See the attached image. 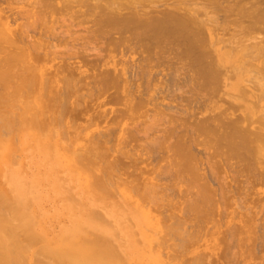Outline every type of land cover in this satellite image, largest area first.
<instances>
[{
	"label": "bare ground",
	"instance_id": "obj_1",
	"mask_svg": "<svg viewBox=\"0 0 264 264\" xmlns=\"http://www.w3.org/2000/svg\"><path fill=\"white\" fill-rule=\"evenodd\" d=\"M8 1V0H7ZM6 0H4V3L5 2H7ZM15 1V0H14ZM33 1L35 2L36 0H31V2L30 3H32V4H30V5H36V7H34L33 6V8L34 9H37V11L39 12V13H37L38 14V18H39V16H41V18L43 19H41V18H39V19H41V21L40 20H38V19H36L35 17V19H32V17H30V16H32L33 15V13L32 14H29L30 16L28 17L27 15V17L28 18H31L32 19V21L33 20H35V21H33L32 22V26H31V28H30V26L28 27V24H30V22L28 23V24H26L25 26H26V32L23 30H19L18 28H13V24H12V27H11V25H10V23H15L16 21H17V19H19L18 17H20V16H22V14L21 13H19V11L15 14V13H12V11L11 10H9L8 11V13H11L10 15H7L6 14V17H4V21H2L1 20V13H2V11L0 10V105L2 104H4L2 107L3 108H0V110H2V109H4V108H7L8 107V109H11V108H9V107H13L12 109H16V110H18L19 109V111L21 112L20 113V115H17V113L15 114H10V112L9 113H3V112H1L2 113V115H1V113H0V126H3V125H1V124H3L4 123V127H1L0 129L2 130V128H4V130H5V132H4V137L7 135L8 136V134H11L12 132H13V134H11L12 135V137H13V135L14 134H16L15 132H14V130L11 132V131H9V130H12V129H10V126H11V124H12V126H13V124L15 125V123H18V119L17 120H15V123L13 122H11L10 124H8L9 123V121H10V119H12L13 117L11 116V115H14V118L16 117H18L19 118V116H20V118H21V124H19L18 123V125H23V124H27V125H29V126H31V127H34L33 129H35V130H37L36 132H38V131H40L39 132V134H41V132L43 133V130L44 129H48L46 132L47 133H49V132H51V134H49L48 136H55V134H61L62 133V141H63V139L65 138V136H64V134L66 133V132H63V129H61V128H63L64 126H67V125H69V119L67 118V116L69 115L70 117H71V119H73V117L75 118V119H73V121H75L78 117L80 118V117H83V115L81 116L80 114V112H82V114H84L85 113V111H83L82 109V104H81V100L83 99V98H88V96H89V100L88 101H93V100H96L94 97H92V99H91V96L93 95V92H92V94H89L90 92H87V91H84V96H85V92H87V94H89V95H87L86 94V96L84 97L83 95L80 97L79 95H80V93H78L79 95L78 96H76L75 97V95H74V97L77 99L78 97H80V98H78V99H80V101H78V99H77V101H76V99L73 97V92L72 91H74V87H75V82H77V83H80L79 85L81 86V85H83L84 83V81L85 80H83V79H86L87 78V82L85 81V84L86 85H88V83L90 82L88 79V77H91V79L90 80H94V78H95V86L96 85H98V84H96V83H99V85L102 83V82H104V83H102L101 85H100V87H101V91L103 92V91H105L106 93H108L109 91V89H108V87H109V85L107 84L108 82L110 83L111 82V86L110 87H114V85L112 84V83H115V88L113 89V90H117V89H119V87H120V83H116V82H119L118 80L116 81L115 80V77H117V79H118V77L119 78H121V77H123L124 75H125V78H127L126 76L129 74V76H131L132 74H130L131 72H132V70H130L131 72L130 73H128L127 75L126 74H124V69H125V72H126V65L125 64H123L122 66H124V68L122 67L120 70H118V69H116V67H115V65H114V63H111L112 61H111V58L112 57H114V56H110V54H107L106 56H107V59L106 60H104V58L103 57H100V55H103V50L102 49H104L105 51H106V49L104 48L105 47V44L107 45V44H110V43H108L109 42V40H108V42L107 41H105V40H103V36L105 35V37H107V36H109V38H113V41H114V39H116L117 41H118V43H119V45H118V43H116L115 44V46L116 47H118V49H119V47H123V49H121V50H119L118 51V49L116 48V50H114L115 48V46L113 47V44H112V49L115 51V52H120V54H121V51L123 52V53H125L124 54V56L126 57V58H129V57H127V56H129V55H127V52H129L130 54H132V55H134V54H138L137 52H140L139 54H138V60H139V63H140V61L141 62H145V64L143 63V65L141 64V66H145V67H147V68H149V73H151L153 70H154V68H161L162 67V65H165V64H163L164 62L166 63V69H168V73H171L170 75H172V77L171 76H168L169 74L167 73V72H165L166 73V77L168 76V78L170 77V79H171V81L170 82H172L171 84H172V86L174 85V87L175 88H173V87H171V85H169V86H167V88H169L170 87V89H176V86H175V83L173 84V81H175V82H177V81H179L180 82V80H178L177 78L179 77V76H177L176 77V80H174L173 79V77H174V74H172V72L173 73H177V72H182V70H180V69H178V70H180V71H178L177 70V68H179L178 66H176V65H180V68L182 69L183 68V71H185V70H187L188 72H190V74H191V76H189L190 77V79H189V77H188V80H191V84H192V86L191 87H193L194 85H197V87L195 86V89H194V87H193V91L191 92V94H192V96L196 93V94H200L201 93V95L200 96H198V95H194V96H198V98L199 97H202L203 95L205 96V94H207L206 92L204 93V91L202 90L201 92H200V89L201 88H203V89H210L211 87H213L214 86V88L219 84L218 82H220L219 80H220V74L222 73V71L219 69V68H222V67H224L225 65H228V66H230V67H234V69H237L238 71H237V73H235L234 75H232L233 77L230 79V80H232L233 81V83H231L230 85H226V86H228L231 90H232V92H237V94L240 96V97H238V101H240L239 103H240V105L241 106H239V108L237 107V109L235 108V110H237V111H239V115H236V117L233 119V120H228L227 122H226V120H225V123H223V119L220 121L219 120V118L222 116V115H220V114H218V116H216L215 118H212L213 119V124L215 125V127L212 129L211 128V124H210V128H208V125H209V123L208 122H210V120H212V119H210L211 118V116H213V115H211V116H209V114H206V116H209V118L208 117H206L207 119H205V117H202V119H201V117H200V119H199V117L198 118H195V117H197V116H195L196 115V113H195V115H194V113L192 112V113H190V115H194V116H192V118H193V120H192V122L194 121L195 122V120L197 119V121L199 120V121H201V122H203V120H204V123L202 124L201 122H199L198 121V125H199V127H197V125H196V123H194V125H193V123L191 124L190 123V125H188L189 124V122L187 121V120H185L186 118H187V116H186V114H185V116H186V118H184V116L181 118V120L183 121V125H182V121L180 120L179 121V118H178V120H176V121H178L179 122V124L178 125H181V127H179V126H176V125H174V126H171V125H173V123L175 122V120H173V118L172 117H174V116H172L171 117V125H170V127H172V129H173V127H175V131H176V129H179V128H186V130L187 129H189L190 128V126L192 125L193 126V128H195V130L192 128V126H191V129H193L194 130V132L196 131V130H198V133H197V131H196V133L197 134H199L200 136H202V139H203V141L205 140V139H207V141L209 142V145H210V148H211V154L213 155V151H216V152H218V150L220 149L221 150V148L222 147H224L223 149H225L226 150V152H225V156L223 157V158H225L224 160H226V161H224L225 162V164L226 163H228V161L229 160H231V159H235V160H237V162L238 163H236V165L237 164H239L238 166H241L240 167V169L242 168L245 172H247L248 170L250 171V170H253L252 168H255L253 171H257V169H256V167H255V165L256 166H258L260 169H263V171H262V173H260L261 174V176L263 177L264 176V155H263V153H264V106L262 105V103L264 102V87H263V85L262 84H260V82H258L257 83V87H258V89H256L255 90V92H251L247 87H245V86H243L242 85V83H243V80H242V78L244 77V76H246L247 74H248V71H247V69L248 68H250V67H252V65H260V64H262L263 66H264V46H262L263 44H264V38H260V39H258L257 37H256V34H259V33H264V0H104V2L105 3H101L100 1H102V0H94V8L92 7V8H89V6H91L90 4H92V3H90L88 0H86V1H88L89 3L88 4H86L87 6H84L85 5V1L83 2V3H81V5H77V2L76 1H80V0H76L75 2H76V4H74V5H76L78 8H79V10L78 11H75L74 13H73V9H75V7H73V6H71L70 5V1L69 0H37L35 3H33ZM11 3H12V1H10ZM18 2H19V0H18ZM24 2V1H23ZM74 2V3H75ZM99 2V4L97 5V3ZM16 3V2H15ZM36 3H38L39 5H37ZM72 3H73V0H72ZM71 3V4H72ZM7 4H9V1L7 2ZM83 5V6H82ZM37 6H41V8L40 7H38L37 8ZM80 6H81V8L82 7H86V8H89V9H91V10H96L97 9V11L98 12H96V14H92V11L90 10V12H91V14H89V10H86L87 12H88V16H93V18L91 19V25L94 27V29H92L93 31H95V32H93L92 30V32H93V34L94 33H98V34H100V35H103L102 37V39H101V36H99L100 37V39H99V37H97L96 35L97 34H95L94 36L97 38H95L93 35V37L95 38V42L92 44V43H90V46H92L93 45V47L95 46L94 44H97V46H96V48L94 47L93 49H99V51L101 52V54L99 53V52H97L96 50L94 51L92 48V53H93V51L95 52V54L93 53H90L89 55H87L88 53V50L89 49H86V44H85V46L83 47V50L85 49V52H86V50H87V54L84 52L83 53V50L81 51V49H82V47L80 48L79 47V49L80 50H78V51H76L75 49H72L74 52L76 51L77 53L79 52V51H81V52H79L78 54V56L76 55V56H74L75 55V53L72 51L71 52V50H70V52H68L69 50L68 49H70V48H68L67 50V52L65 53V52H63L62 53V51H60L61 52V54H60V56L58 55V57H60V58H58L57 57V60L58 59H61V57H62V55L64 56L65 54H66V57L64 56V59L61 61V60H59V62L58 63H60V64H58L57 65V63H55V61L57 62V60H56V57L54 56V55H56L55 54V52H57V51H53L54 53H48V50H44V51H47L46 53L42 50V47H40L41 45H39L38 43H35L33 40H32V38L30 39L29 37V33H27V31H29L30 32V29H34V30H32L31 31V33H35L36 32V29H38V28H34L33 27V25H35V26H39V29H40V25H39V21L43 24L45 21H44V19H47V21L46 22H49L48 20V18H51L52 17V15L54 14V16L56 15V14H59L57 17L61 20L62 19V21H64V19H67L68 17H69V14L68 13H70V12H72V14H74V16L76 15V16H78V14H79V16L80 15H82L83 13L82 12H80ZM26 7V6H25ZM31 7V6H30ZM32 8V9H33ZM40 8V10H38ZM85 8V9H86ZM7 9V8H6ZM77 9V8H76ZM85 9L83 8V12L85 11ZM4 11H5V9H4ZM36 11V10H35ZM85 11V12H86ZM23 12V11H22ZM29 12H30V10H29ZM40 12H41V14H40ZM85 12H84V14L83 15H85ZM6 13V12H5ZM36 13H34V15L33 16H37V15H35ZM77 13V14H76ZM220 14V16H218V17H220L221 18V25H222V28L221 27H219V24H217V20H215L214 19V15L215 16H217V14ZM21 14V15H20ZM40 14V15H39ZM64 14V16H63V18L64 17H66V18H61L62 17V15ZM68 14V15H67ZM72 14H70V16H72ZM211 14V15H210ZM213 14V15H212ZM20 15V16H19ZM67 15V16H66ZM81 16L80 18H84L85 16ZM209 15H210V17H209ZM78 16V17H79ZM211 16L213 17V19L211 18ZM47 17V18H46ZM202 17L204 18V19H202ZM25 18V17H24ZM58 18H54V21H52V22H55V21H60ZM70 18H72L71 19V22H69L68 24H72V29H73V25H75L76 23L77 24H79L80 22H84V26H86L87 27V25L88 24H86L85 25V22L87 23L88 21H89V24H90V17L88 18L87 17V14H86V17L85 18H87V19H89V20H87L86 21V19L84 18V19H82V21H80L81 19L80 18H77V17H75V19L77 18L78 19V21H80L79 23L78 22H76L75 20H73V18L74 17H70ZM69 18V19H70ZM58 19V20H57ZM36 20H38V21H36ZM72 20L75 22V24H74V22L72 23ZM83 20H85V21H83ZM23 21H25V20H23ZM44 21V22H43ZM61 21V25H63L65 28L64 29H66V28H69L70 30H71V28H70V26L71 25H68V24H66V21H64V24H63V22ZM67 21H68V19H67ZM38 22V23H37ZM44 23L43 25H41V30L42 31H44V27H47L46 26V24L47 23ZM51 22V21H50ZM243 22H247L246 23V25H244L243 26ZM26 23H27V21H26ZM38 24V25H36V24ZM60 23V22H59ZM58 22H57V25L59 24ZM80 24L81 26L83 25V24ZM218 23H220V22H218ZM66 24V25H65ZM209 24H213V26H211V25H209ZM230 24H235V25H237L238 27H239V30H237V32L235 33V34H237L238 36H237V38L236 39H234L235 37H236V35L234 36V37H232L233 39L231 40V38L228 40H222L221 38L219 39H216V37H215V30H216V28H220L221 29V31H222V36H223V32L225 33V32H227L228 30H227V25L229 26ZM23 25V24H22ZM78 26V28H76V29H78V31H80L79 29H80V27L81 26ZM217 25H218V27H217ZM20 26V25H19ZM24 26V25H23ZM24 26V27H25ZM51 26V25H50ZM49 26V29H51V27ZM60 26V25H59ZM76 26V27H77ZM92 26H91V28H92ZM236 26V27H237ZM60 27H62V26H60ZM83 27V26H82ZM81 27V28H82ZM28 28H29V30H28ZM54 28L55 27H53L52 29H53V31H54ZM57 28V27H56ZM224 28V29H223ZM45 29H47V30H49L48 29V27L47 28H45ZM58 29V28H57ZM74 29H75V27H74ZM73 29V30H74ZM82 29H84V31L87 33H89V30L90 29H88V27H87V31L85 30V28L83 27ZM223 29V30H222ZM47 30L46 31H44L45 33H47ZM70 30H68V31H70ZM73 30H71V31H73ZM226 30V31H225ZM233 30H234V28H233ZM53 31H51L50 30V35H51V39H53L54 37L56 38L58 35H60V36H58L61 40H59V41H61V42H63L64 41V39L65 38H67L68 39V35H71L70 34V32H67V33H69V34H67V33H64V32H66L67 31V29H66V31L64 30V31H62V33H61V31L59 30L58 32H60L59 34H56V33H58L57 31H56V29H55V31H56V33H55V31L53 32ZM76 31V30H75ZM83 31V30H82ZM81 31V32H82ZM90 31V33H89V35H88V37H90L89 39H91V37L92 36H90V34H92V32ZM39 32H41V31H39ZM44 32H41V33H44ZM52 32L54 33V34H52ZM238 32H239V34H238ZM28 35H27V34ZM30 33V34H31ZM44 33V34H45ZM48 33V34H49ZM87 33V34H88ZM64 34H65V38H64ZM78 34H79V32H78ZM87 34H84V35H87ZM231 34V33H230ZM55 35H57V36H55ZM66 35H67V37H66ZM75 35V34H74ZM255 35V36H254ZM264 35V34H263ZM32 36H34V35H32ZM40 36H41V34H40ZM39 36V37H40ZM48 36V35H47ZM61 36L63 37V39L61 38ZM72 37H73V35H71ZM70 36V37H71ZM83 36V35H82ZM231 36H233V35H230V37ZM50 37V36H49ZM53 37V38H52ZM57 37V38H58ZM71 37V38H72ZM83 37H85V36H83ZM43 38V37H42ZM40 38L42 41H43V39L44 40H49V39H47L48 37H46L45 36V38ZM58 38V39H59ZM80 38V37H79ZM94 38H92L91 40H93L94 41ZM108 38V37H107ZM108 38V39H109ZM57 39V40H58ZM75 39V38H74ZM105 39V38H104ZM253 39L255 40H258L256 43L253 41ZM30 40H32V41H30ZM63 40V41H62ZM70 40V39H69ZM73 40V39H72ZM75 40H77V39H75ZM99 40H100V42H99ZM101 40H103L102 42L103 43H101ZM231 40V41H230ZM250 40H252V41H250ZM71 41V40H70ZM83 41V40H82ZM110 41H112V40H110ZM250 41V42H249ZM49 42V41H48ZM75 42H77V41H75ZM89 42V41H88ZM91 42V41H90ZM104 42H106L105 44H104ZM245 42H248V44H246ZM252 42L254 43V44H252ZM69 43V42H68ZM68 43H66V44H68ZM82 43V42H81ZM98 43L99 44H104V47H102L103 45H98ZM112 43V42H111ZM50 44H52V43H50ZM62 44V43H61ZM64 45V44H63ZM75 45H76V43H75ZM75 45H73V46H75ZM111 45V44H110ZM49 46H51V45H49ZM47 47V49H50V47ZM55 46V45H54ZM66 46V45H65ZM70 46H71V42H70ZM81 46V45H80ZM76 47V46H75ZM101 49H100V48ZM77 48H78V46H77ZM76 48V49H77ZM88 48H89V46H88ZM45 49H46V47H45ZM51 49H52V47H51ZM50 49V50H51ZM61 49V48H60ZM65 49V48H64ZM63 49V50H64ZM90 49V50H91ZM124 49H125V51H124ZM53 50H56V49H53ZM66 50V49H65ZM102 50V51H101ZM52 51V50H51ZM105 51H104V53H105ZM43 52V53H42ZM91 52V51H90ZM97 52V53H96ZM112 52V51H111ZM41 53H42V55H41ZM67 53H69V58L71 57V58H73V56H74V58L75 57H78V60H83L84 59V57H86V55H87V57L88 56H90L89 57V59L92 61V62H94V60H92L93 58L95 59V61H97V60H99V58H101L100 60H102V61H100L102 64H101V67L102 68H105V70L106 69H108L109 70V68H111V70L112 71H108V70H106V72L108 71L109 73H111L112 72V74L114 75V78L112 77V76H110V77H112V78H110L109 79V73H106V72H104L105 74V77L108 75V79L110 80V81H108L107 80V77H106V79H105V77H104V75H103V70L100 68V70H102V71H100L99 70V68H98V64L99 63H97L96 65V67L98 68V70H99V72H101L100 73V75L101 76H103L104 77V80L103 81H101L102 79H103V77H101V78H99L100 80H96V78H97V75L99 74L98 73V70L96 71L98 74H96L95 73V71H94V69L91 71L96 77H93L92 78V76H93V74L92 73H89V74H92V76H88L87 77V75H86V77L84 78V76L85 75H83L84 74V72H82V66H80V62L79 61H76V60H74L73 59V61H71L70 62V59H68V56H67ZM73 55H72V54ZM76 53V54H77ZM54 54V55H53ZM71 54V55H70ZM82 54V55H81ZM84 54H86V55H84ZM91 54H92V56H91ZM97 54H100L99 55V58H98V55ZM81 55V56H80ZM94 55H97V56H94ZM115 55H116V53H115ZM122 55V54H121ZM165 55H166V57H165ZM168 55V56H167ZM83 56V59L81 58ZM94 56V57H93ZM104 56V55H103ZM123 56V55H122ZM124 56H123V58H124ZM131 56V55H130ZM135 56V55H134ZM137 56V55H136ZM55 57V58H54ZM86 57V58H87ZM93 57V58H92ZM105 57V56H104ZM117 57H119V55L117 56ZM65 58H67V59H65ZM92 58V59H91ZM166 58H168L167 59V61H165V59ZM76 59V58H75ZM89 59H87V60H85L86 62H91V61H89ZM137 59H134V60H137ZM164 59V60H163ZM66 60H69V61H66ZM72 60V59H71ZM80 60V61H81ZM138 60H137V62H138ZM153 60H155V61H153ZM61 61V62H60ZM132 61V60H131ZM155 62L153 65L154 66H156V67H154L153 65L151 66L150 64L151 63H153V62ZM83 62V64H84V61H81V63ZM85 62V63H86ZM91 62V63H92ZM98 62V61H97ZM118 62H119V60H118ZM117 62V63H118ZM122 62V61H121ZM136 62V61H135ZM90 63V64H91ZM124 63H127V59H126V62H124ZM134 63V62H133ZM157 63V65H155ZM89 63H87L86 65H88ZM127 64H129V61H128V63ZM159 64V65H158ZM167 64H168V66H167ZM82 65V64H81ZM93 65V67H94V65H95V63L94 64H92ZM120 65H121V63H120ZM135 65H137V64H134V66L133 67H135ZM161 65V66H160ZM128 66V65H127ZM137 66H139V64L137 65ZM135 67V70L138 68V67ZM262 66V67H263ZM84 67V66H83ZM86 67V66H85ZM88 67V66H87ZM92 67V68H93ZM144 67V68H145ZM164 67V66H163ZM177 67V68H176ZM90 68V67H89ZM91 68V69H92ZM128 68V67H127ZM129 68H132L131 67V64H130V66H129ZM165 68V67H164ZM82 69V70H81ZM161 69H163V68H161ZM185 69V70H184ZM90 70V69H89ZM127 70H129V69H127ZM138 70V69H137ZM165 70V69H164ZM175 70H176V72H175ZM85 71H86V69H85ZM145 71V70H144ZM143 71V67H141L140 69H139V72H140V74H141V76H144L143 74H145V72ZM158 71V70H157ZM159 71H160V69H159ZM162 71V70H161ZM160 71V72H161ZM166 71V70H165ZM171 71V72H170ZM90 72V71H89ZM134 72V71H133ZM132 72V73H133ZM138 72V73H139ZM146 72H148V71H146ZM155 72H156V70H155ZM155 72L153 73L154 74V77H155ZM188 72H186V73H188ZM219 72H221V73H219ZM127 73V72H126ZM135 73V72H134ZM157 73V72H156ZM164 73V72H163ZM164 73V74H165ZM179 73V75L180 76H182L181 74ZM263 73V72H262ZM82 74V76H83V78H82V76H79V77H81L82 78V80H79L80 82H78V75H81ZM86 74H87V72H86ZM88 74V75H89ZM115 74H117V76H115ZM136 74V73H135ZM140 74H138V76H140ZM158 74H160V73H158ZM158 74H156V79H157V76H158ZM161 74H162V72H161ZM168 74V75H167ZM264 74V73H263ZM99 75V76H100ZM111 75V74H110ZM134 75V74H133ZM137 75V74H136ZM148 74L146 73L145 74V76H144V80H142V81H144V83L146 82V83H148L149 81H152V79L154 80L155 78L153 77L152 79H150L148 76H147ZM176 75H178V74H175V76ZM77 76V77H76ZM98 76V77H99ZM135 76V75H134ZM133 76V77H134ZM146 76L148 77V79H146ZM152 76V75H151ZM150 76V77H151ZM163 76V75H162ZM165 76V75H164ZM75 77L77 78V80L75 81ZM264 77V76H263ZM81 78H79V79H81ZM124 77H123V80L125 79ZM129 78V77H128ZM131 78V77H130ZM129 78V79H130ZM135 78H136V80H137V78L138 77H136L135 76ZM135 78H134V80H135ZM165 78V77H164ZM229 78H230V76H229ZM127 80V82L128 81H130V80ZM141 79H143L142 77L140 78V80ZM155 79V80H156ZM179 79H181V81H183V79H184V81H186L185 79H186V77L185 78H183V77H179ZM219 79V80H218ZM115 80V81H114ZM121 80V79H120ZM133 80V83H132V81L130 82V83H132V84H134V82L136 81H134ZM138 80H139V78H138ZM148 82H147V81ZM154 80V81H155ZM188 80L186 81L187 83H188ZM75 81V82H74ZM89 81V82H88ZM99 81V82H98ZM106 81V82H105ZM108 81V82H107ZM125 81H126V79H125ZM124 81V82H125ZM154 81H152V82H154ZM162 81L163 80H161V83H162ZM169 80L166 78V82L165 81H163V86H165V84H167V82H168ZM183 81V82H184ZM82 82V83H81ZM93 81H91V83H92ZM121 82V81H120ZM123 82V81H122ZM123 82V83H124ZM165 82V83H164ZM170 82H168V83H170ZM179 82L178 83H176V85L178 84L179 85ZM193 82V83H192ZM106 83V86H107V89H106V86H104V84ZM126 83V82H125ZM144 83H143V85H144ZM146 83H145V85H146ZM155 83V82H154ZM160 83V82H159ZM181 83V82H180ZM196 83V84H195ZM218 83V84H217ZM250 83L252 84V82L250 81ZM74 84V85H73ZM84 84V86L82 87L81 86V88L84 90V89H86V87H88L89 85H91V84H89L88 86H86ZM132 84H131V86H132ZM162 84H160V86H159V91H160V89H161V87H162ZM183 84V83H182ZM190 84V83H189ZM189 84H186V86L188 85L189 87H190V85ZM215 84H217L216 86H215ZM250 84V85H251ZM78 85V86H79ZM92 85H93V83H92ZM91 85V86H92ZM117 85H119V87L117 86ZM126 85V84H125ZM129 82H128V84L126 85V86H128L129 87ZM140 85H141V81L139 82V87H140ZM149 85H151L152 87H154V86H156V85H152L151 83H149L148 84V86ZM74 86V87H73ZM77 85H76V87L77 88H79V89H75L76 90V92L78 91V90H81V91H83L81 88H80V86L78 87ZM90 86V87H91ZM94 86V87H95ZM104 88H103V87ZM129 87V89L131 88V92H132V87ZM142 86V85H141ZM148 86H146V87H148ZM149 87V88H152V87ZM166 86L164 87V89L166 88ZM182 85L180 84L179 85V88L181 87ZM185 86V82H184V84H183V86L181 87V88H183ZM188 86L185 88L184 87V89H187L188 88ZM253 87H254V85H252ZM85 87V88H84ZM89 87V88H90ZM93 86H92V89L94 88ZM127 87V88H128ZM134 87V86H133ZM143 87V86H142ZM145 87V89H147ZM158 87V86H157ZM156 87V88H157ZM200 87V88H199ZM221 87V86H220ZM88 88V89H89ZM99 91H97L96 92V90H95V92H96V94H94V96L95 95H100V89L98 88V87H96ZM117 88V89H116ZM123 88H124V86H123ZM126 88V89H127ZM137 88V87H136ZM136 88H133V91H134V89H135V93H136ZM141 88V87H140ZM148 88V89H149ZM155 88V87H154ZM153 88V89H154ZM156 88H155V90H156ZM177 88H178V86H177ZM181 88H180V91L178 90H176V92L178 93V92H182L181 91ZM196 88H199L198 90V92H197V90H196ZM214 88H211V89H214ZM103 89V90H102ZM125 89V90H126ZM129 89H127V91L129 90ZM144 89V90H145ZM148 89L146 90V91H148ZM164 89L162 88V90L161 91H163V92H166L167 90L168 91H170L169 89H165V91H164ZM218 86H217V90L215 89L214 91L213 90H211V91H213V96H215L214 95V93H216V95H217V92H218ZM87 90V89H86ZM110 90L112 91V88H110ZM143 90V88H141V91H143V93L145 92V94L147 95V93H146V91H144ZM152 90V89H151ZM183 90V89H182ZM189 90L191 91V89H189L188 88V92H189ZM220 90V89H219ZM108 91V92H107ZM110 91V92H111ZM117 91H120V90H117ZM123 91V90H122ZM139 91V90H138ZM141 91H139L138 92V94L141 92ZM149 91H150V89H149ZM153 91V90H152ZM152 91H150V92H152ZM171 91H173V90H171ZM170 91V92H171ZM196 91V92H195ZM207 91V90H206ZM210 91V90H209ZM217 91V92H216ZM94 92V93H95ZM101 92V94L103 95V93ZM105 92H104V95L106 96V94H105ZM109 92V93H110ZM116 91H112V93H111V95L110 94H108V96L107 97H105L106 99H104V101L106 100L107 101V98L109 97V95L111 96V98L109 97V102L111 101V100H115V99H117V98H119V96H120V94H116V96L118 95V97H116L115 96V98H113L114 96V93H115ZM131 92H129L128 91V93L129 94H131ZM154 92V91H153ZM162 92V93H163ZM170 92H168L169 94H170ZM183 92H184V90H183ZM188 92L185 90V93L186 94H188ZM195 92V93H194ZM2 93H4V95L2 94ZM98 93V94H97ZM116 93H118V92H116ZM120 93V92H119ZM124 93L126 94L127 92H125L124 91ZM134 93V94H135ZM161 93V92H160ZM167 93V92H166ZM177 93H174L175 95L177 94ZM185 93H184V95H185ZM190 93V92H189ZM194 93V94H193ZM76 94V93H75ZM133 94V93H132ZM137 94V95H138ZM144 94V95H145ZM153 94V96H152V98L153 99H151V101L150 102H152L153 100H156V97H157V95H155V99H154V93H150V95H152ZM155 94H157V91H156V93ZM159 94V93H158ZM168 94V95H169ZM172 94H173V92H172ZM183 94V93H182ZM182 94H181V96H180V94H178L180 97H177L178 99V102H177V100H176V102L179 104L182 100H180V98L182 97ZM77 95V94H76ZM141 94H139V96H140ZM171 95V94H170ZM172 96L174 99H176V96ZM113 96V97H112ZM130 96H133V95H130ZM166 96V95H165ZM192 96H190L189 95V98H190V100L192 99ZM209 96H211V92H210V94H209ZM209 96H206V97H208L209 98ZM213 96H211V97H213ZM121 97V96H120ZM136 97V96H135ZM140 97H142V96H140ZM140 97H136L137 99H141ZM170 97V96H169ZM185 97V96H184ZM205 97V98H206ZM211 97H210V99H211ZM72 98L74 99V100H72ZM96 98L98 99L99 98V96H96ZM100 98H101V95H100ZM133 98V97H132ZM144 98H145V96H144ZM149 94L147 95V98H146V100H148V102H149ZM150 98H151V96H150ZM188 98V96L186 95V98H183L184 100L185 99H187ZM188 98V99H189ZM194 99H193V101L191 100H186L185 102H188V104L186 103V106H185V104H183V103H185L184 101H182L181 103H182V106H181V103L179 104V105H177V103L175 104V107H176V105L179 107V109H181V108H183L184 106H185V108H187L188 106L187 105H189V108H187L188 110L190 109V108H192L193 106H191V105H193V104H191V103H194V101L196 102V98L195 97H193ZM136 99V100H137ZM142 99H143V97H142ZM159 99H161V98H159ZM163 99H164V97H162V99H161V101H163ZM171 99V98H170ZM196 99V100H195ZM207 99V98H206ZM205 99V100H206ZM222 99V98H221ZM84 100V99H83ZM86 100V99H85ZM120 100H122V97L120 98ZM131 100V99H130ZM139 100H137L138 102H136L135 103V101H134V105L136 104H138L139 103ZM168 100V99H167ZM172 100V99H171ZM180 100V101H179ZM204 100V101H205ZM88 101L86 100L85 101V103H88ZM97 101V100H96ZM96 101H95V104H96ZM99 101H100V99H99ZM105 101V102H106ZM116 102L118 101V100H115ZM133 101V100H132ZM142 101V102H141ZM140 101V103L139 104H141V103H143V106H145V104L147 103L146 101H145V99H143V100H141ZM175 101V100H174ZM198 101L199 100H197V104H198ZM204 101H202L201 100V102H199V104H203L204 105ZM220 101V100H219ZM76 103V106H75V103ZM108 101L106 102V103H109ZM119 102V101H118ZM123 102L126 104V106H128V107H131V101L129 102L126 98L124 99L123 98ZM122 102V103H123ZM146 102V103H145ZM149 102V103H150ZM189 102H191L190 104H189ZM78 103V104H77ZM89 103H91V102H89ZM98 103V102H97ZM100 103V102H99ZM101 103H104V102H101ZM106 103H104V104H106ZM115 103V102H114ZM81 104V105H80ZM93 104V103H92ZM104 104L102 105V106H104ZM110 104H112V105H114V106H116V103L115 104H113V101L110 103ZM119 104H121V103H119ZM119 104H117V105H119ZM138 104V109H140V108H142V107H140V106H142V105H139ZM148 104V103H147ZM157 103H155L154 105H156ZM17 105H18V107L20 106L21 107V110H20V108H18L17 107ZM75 106V109H74V106ZM78 105V106H77ZM86 105V104H85ZM90 105V104H89ZM94 105V104H93ZM133 105V108L136 106H134ZM150 105H152V104H149V106ZM167 105V104H166ZM166 105H165V109H166ZM203 105H201V106H203ZM7 106V107H6ZM72 106H73V108H72ZM79 106H81V107H79ZM92 105H90L89 106V108L91 109L92 107H91ZM97 107H98V105H96ZM95 106V107H96ZM109 106V105H108ZM113 106V107H114ZM148 106V107H149ZM162 106V105H161ZM191 106V107H190ZM194 106H196L195 105V103H194ZM230 106H232V105H230ZM15 107V108H14ZM94 107V108H95ZM152 107H154V110H152V111H154L153 113H155V116H153V115H151V116H153V117H156L158 114V112L156 111L157 110V108L155 107V106H152ZM174 107V108H175ZM177 107V108H178ZM79 108V109H78ZM86 108H87V110L89 109L88 108V104H87V106H86ZM107 108V107H106ZM156 108V109H155ZM168 108V107H167ZM173 108V107H172ZM173 108V110L175 111V109ZM176 108V109H177ZM197 108V110H199L200 108L199 107H196ZM203 108V107H202ZM205 108H206V106H205ZM234 108H233V106H232V109L234 110ZM78 109V112L76 111ZM101 109V108H100ZM100 109L99 110H97L96 111V108H95V112H98V114L99 113H104V115H102L103 117L105 116V112H104V109H103V112H101L100 111ZM135 109H136V111L138 110L136 107H135ZM135 109L133 110L134 112H136L135 111ZM150 108H147V110H149ZM152 109V108H151ZM231 109V110H232ZM15 110V111H16ZM85 110V109H84ZM94 109H92L91 111H93ZM107 110V109H106ZM110 110V109H109ZM120 110V109H119ZM147 110H145L146 112H148ZM161 110V109H160ZM168 110V109H167ZM170 110H172V109H170ZM172 110V111H173ZM178 110V109H177ZM184 110V109H183ZM187 110V111H188ZM192 110H195V109H192ZM191 110V111H192ZM201 110V109H200ZM203 111V113H205L204 112V109H202ZM206 110V109H205ZM211 110V109H210ZM232 110V112L234 113L235 111H233ZM6 111V110H5ZM13 111V110H12ZM19 111H17L18 113H19ZM89 112H90V110H88ZM114 111H117V114H114V113H116V112H114ZM122 111V110H121ZM129 110H127V112H128ZM132 111V112H133ZM141 111V110H140ZM145 111H143V113L145 112ZM173 111V112H174ZM181 111H182V109H181ZM180 111V112H181ZM208 111V110H207ZM6 112H8V111H6ZM74 112H77V114L75 113L74 114ZM84 112V113H83ZM109 112V111H108ZM113 114L112 113H110V114H112V115H110L109 113H108V115H109V117H110V119H112V128H111V130L113 129L114 130V128H113V123H115L116 125H119V124H121V121H120V119L117 121L116 119H115V117H112V116H114V115H116V118L118 119L119 117H117V115L119 116L120 114H122V115H124V117H125V115L126 114H124V112L123 113H119V111H118V109L117 110H113ZM133 112V113H134ZM184 112H186V109L184 110ZM189 112V111H188ZM13 113V112H12ZM79 113V114H78ZM119 113V114H118ZM130 113V115H131V112H129ZM128 113V114H129ZM132 113V115H134ZM150 113V112H149ZM161 113V114H160ZM160 113H159V115L161 116L163 113L165 114V112H163V111H160ZM166 113H168V111L166 112ZM170 113H172L171 111H170ZM182 113V112H181ZM10 114V115H9ZM72 114V115H71ZM74 114V115H73ZM93 113H90L89 114V118H86L87 120L89 119V120H91V117H92V119H95L96 120V116L95 117H93L94 116V114H93V116H91ZM97 114V113H96ZM95 114V115H96ZM97 114V115H98ZM106 114H107V111H106ZM137 114H139V113H137ZM142 114V113H141ZM146 114V113H145ZM144 114V115H145ZM151 114V113H150ZM157 114V115H156ZM180 114V113H179ZM188 114V113H187ZM198 114V113H197ZM15 115H17V116H15ZM78 115H80V116H78ZM85 115V114H84ZM101 115V114H100ZM100 115H98V118H100L99 120H103V119H105L106 120V118L104 117H102L101 118V116ZM122 115H120V117H123ZM132 115H131V118H132ZM136 115V114H135ZM134 115V116H135ZM143 115V114H142ZM147 115V114H146ZM145 115V116H146ZM149 115V114H148ZM166 115V114H165ZM170 115V114H169ZM172 115H174V114H172ZM182 115H184V114H182ZM200 115H202L201 114V111H200ZM232 115V114H231ZM68 116V117H69ZM86 116L88 117V115H87V111H86ZM91 116V117H90ZM100 116V117H99ZM138 117H139V115H137ZM164 116V115H163ZM162 116V117H163ZM177 116V115H176ZM175 116V117H176ZM179 116V115H178ZM226 115H224V117H225ZM12 117V118H11ZM109 117H107V118H109ZM127 117H129V116H127ZM126 117V118H127ZM146 117H148V116H146ZM145 117V118H146ZM189 117V116H188ZM223 117V118H224ZM19 118V119H20ZM68 119V124L66 123V122H64V120H67ZM78 118V119H79ZM113 118L116 120V122H114L113 121ZM134 118H136V117H134ZM144 118V117H143ZM142 119V117H141V119L142 120H146V119ZM163 118H165V117H163ZM170 118V117H169ZM204 118V119H203ZM3 119H4V121H3ZM70 119V120H71ZM109 119V120H110ZM151 119H152V117H151ZM151 119H150V126L152 125V122H151ZM157 119V118H156ZM176 119V118H175ZM184 119V120H183ZM187 119H189V118H187ZM195 119V120H194ZM208 119H210V120H208ZM9 120V121H8ZM81 120V119H80ZM82 120H83V118H82ZM98 120V119H97ZM97 120H96V122H97ZM98 120V122H99V124H101L102 122H100ZM101 120V121H102ZM127 120V119H126ZM132 120V119H131ZM142 120H141V123H142ZM148 120H149V117H148ZM155 119H153V124L154 125H156V122H158V120L157 121H154ZM205 120H207V123H206V121ZM13 121V120H12ZM17 121V122H16ZM72 121V120H71ZM73 121H72V123H73ZM84 121V120H83ZM92 121V120H91ZM94 121V120H93ZM138 122H139V120H137ZM143 121V122H144ZM166 121H169L168 119L166 120ZM186 121V122H185ZM1 122H3V123H1ZM7 122V123H6ZM80 122V121H79ZM88 122L89 121H85V123L84 122H82L81 124L83 125V123H84V126H82V127H84V129H85V126L88 124ZM107 122H109L108 120H107ZM137 122V123H138ZM146 122V121H145ZM160 122H162V121H159V123H157L158 125L157 126H160L159 124H161L163 127H165V129H162V127L160 126L159 128H157V126H156V128H157V131L155 132V133H159L160 132V130L162 131V133L160 132V135L161 134H163V137H161V139H163L164 141H166V139H167V143L166 142H164L163 140H161V144H162V142H163V144L165 145L166 144V146L168 145V141H169V143H170V145L169 146H167V147H165V146H163V144L161 145L159 142H158V140H159V136L157 135V136H155V137H159V138H155L154 136H151V137H153V141H149V142H151L150 144H153L154 143V145H152V147L153 146H155V145H158L157 144V142L159 143V145H158V147L157 146H155V147H147V148H149L150 150H153L154 148L156 149V148H160V146H161V148L162 149H164V148H166V150L165 151H167V149L169 150V148H173V149H175V152H171V150H169L172 154H174L175 156H176V158L178 157V162H177V164H178V167H176V166H174V167H176L177 168V170H176V168L174 169L173 168V170H176L175 172H172L173 170H172V168H170L171 166H172V164L174 165V162L172 163V161H174L173 159L171 160V164L169 163L170 161H168V163L171 165H169L170 167H168L167 165H168V163L167 164H165L167 161H165L164 159H161V158H163V157H160L159 155V158L157 157V155L156 154H158L159 152H158V150L159 149H157V150H155L154 149V151L155 152H157V153H153L155 156L154 157H157L158 158V160L159 161H157V164H158V162L159 163H161V161L163 160V161H165V165L167 166L166 168L168 169V168H170L169 170L172 172V175L174 174V177L176 176H178V175H180V174H182V176H179L180 178L181 177H183V175H184V177L183 178H181V179H183V180H185V176L187 175V179H188V177H189V180H188V182L186 183V180L184 181L185 183H183V180H180V182H178V177H177V180H176V177H175V181L177 182V184H179V183H181V184H184V185H186V184H188V185H186V186H188L187 187V189H188V191H187V189L186 190H184V192H180V193H182V195H180V196H185V195H183V193L185 194V192L187 191V192H189V188H193L194 187V185L193 184H195L196 185V183H198V181H200L199 179H203V177L205 176H208V175H205V174H208V173H206L205 172V168L203 167V164H202V166L201 167H203V168H201V169H199V165L197 164V166H198V169H196L197 167H195L194 168V166H195V163L196 162H199V160H200V165H201V162L206 158V154H208V149H206L205 148V146H206V143L204 142V151H205V153L204 154H202L205 158H203V160H202V158L199 156V154H201V152L203 151L202 149V147L200 146V142L201 141H199V146L201 147V150H200V153H199V151H198V153H196V155H197V157H200V159L198 158V160L197 159H195L194 157H195V153L194 152H197V150H199L198 148H197V150H195V149H193L195 146H196V142H192L191 143V145L194 143V145H190V144H188V143H186L187 145H190V146H188L189 147V149H190V147H192V149L193 150H195L193 153H194V157L192 156L193 155V153H192V155H187V153H188V151L186 152V150H185V148L187 149L188 147L185 145V143H183V144H181V142H182V140L180 139H178L179 138V136L181 137V133H183V132H181V131H179V130H177L178 132H180V134L181 135H177L176 133H174V134H176V137H174L173 136V133L172 132H174L172 129V132L170 131V129H168V128H170L168 125V123L167 122H165V123H163V124H166L167 123V125L166 126H164L162 123H160ZM188 123V124H185V123ZM28 123H30V124H28ZM71 123V122H70ZM72 123H71V126H72ZM77 123V122H76ZM87 123V124H86ZM91 123V122H90ZM90 123L88 124V126L90 125ZM94 123V122H93ZM136 123V124H137ZM202 125H204V126H202L201 127V124ZM207 125H206V124ZM86 124V125H85ZM95 124V123H94ZM107 125H108V123H106ZM131 124H133V123H130L129 125L131 126ZM136 124H133L132 126H134V125H136ZM185 124V125H184ZM9 125V126H8ZM17 125V124H16ZM15 125V126H16ZM18 125H17V127H18ZM63 126V127H61V126ZM93 125V124H92ZM92 125H90V126H92ZM97 125V124H96ZM138 125V124H137ZM137 125H136V127H137ZM140 125V124H139ZM138 125V127H140ZM59 126L61 127L60 128V131L57 129V128H59ZM78 126L79 125H77L76 126V128H78ZM90 126H89V130L91 129L90 128ZM101 125H99V127H100ZM102 126H103V124H102ZM109 126H110V124H109ZM115 126V125H114ZM127 126V125H126ZM131 126V127H132ZM142 126H143V124H142ZM147 128L149 127V125L147 126V125H145ZM144 126V127H145ZM185 126H189L188 128L187 127H185ZM195 126V127H194ZM9 127V128H8ZM14 127V126H13ZM68 127V126H67ZM75 127V126H74ZM80 127V126H79ZM118 126H116L115 128H117ZM135 127V126H134ZM134 127H132L133 128V130L135 129L136 130V132H137V134H139L138 132H139V130H138V128L136 129V128H134ZM144 127H142L143 129H144ZM145 127V128H146ZM154 127V126H153ZM179 127V128H178ZM19 128V127H18ZM69 128H70V125H69ZM93 128V127H92ZM97 128V127H96ZM119 128V127H118ZM125 128H127V127H125ZM131 128V129H132ZM146 128V129H147ZM151 128V127H150ZM150 128H148V130H150ZM161 128V129H160ZM198 128V129H197ZM79 129V128H78ZM83 129V130H84ZM88 129H85V130H88ZM99 129V128H98ZM104 129H107L106 128V126H105V128ZM104 129H103V133H102V130H101V132L99 131V133L100 134H104V137L105 136H107L106 138L108 139V140H110L109 139V136L106 134V133H110V131H109V129L108 130H106V131H104ZM120 129V128H119ZM140 129V128H139ZM160 129V130H159ZM200 129V130H199ZM222 129V131H224L223 133H221V130ZM1 130H0V132H1ZM18 130V129H17ZM58 130V132L57 133H55L56 131ZM75 131V129L73 128V126H72V129L70 128V131L71 132H73V131ZM82 129H80V130H78V132L80 133V131H81ZM84 130V131H85ZM128 130L130 131V132H135V131H133V130H130L129 129V127H128ZM127 130V131H128ZM145 130V129H144ZM143 130V131H144ZM152 130V129H151ZM151 130H150V132L149 131H144V132H148L149 134L151 133ZM159 130V131H158ZM163 130H165L164 132L166 133V139L164 138V135H165V133H163ZM169 130V131H168ZM185 132H184V134H186L187 133V131L185 130V129H183ZM192 130V131H193ZM33 132H34V130H32ZM124 131V133L123 134H125V133H127L128 134V132H125V130L122 128V132ZM155 131V130H154ZM153 131V132H154ZM167 131H168V133H172V135H171V133L170 134H168L167 135ZM189 131V130H188ZM191 131V130H190ZM189 131V132H190ZM11 132V133H10ZM76 132V131H75ZM77 132V133H78ZM82 132V131H81ZM95 132H97V130L95 131ZM112 132V134L113 133H115L116 134V132L117 131H111ZM121 132V133H122ZM136 132H135V134H136ZM141 132V131H140ZM177 132V133H178ZM188 132V133H189ZM6 133H8V134H6ZM76 133V134H77ZM79 133L76 135V136H73V138L71 139V141H73V139H75L76 138V140H78L77 139V137H80L82 134H80V136H79ZM91 133H93V132H91ZM99 133H97V134H99ZM108 133V134H109ZM148 133H144V135H148ZM157 133V134H158ZM191 133H193V132H191ZM6 134V135H5ZM53 134V135H52ZM58 134V135H59ZM71 134H74L75 135V133H71ZM96 134V135H97ZM112 134H110V136L112 135ZM122 134V135H123ZM134 133H132L130 136L132 137V136H134L135 135ZM137 134L135 135V136H137ZM141 134V133H140ZM143 134V133H142ZM154 134V133H153ZM152 134V135H153ZM179 134V133H178ZM195 134V133H194ZM194 134H191L190 135V133L188 134L189 135V139L191 140V138L194 136ZM197 134H196V136H197ZM70 135V134H69ZM69 135H68V137H69ZM86 135V134H85ZM118 134H116V136H117ZM143 135V136H144ZM173 136L174 138L170 141V136ZM187 135V136H188ZM61 136V135H60ZM93 136H94V134L91 136L92 138H93ZM97 136H99V135H97ZM97 136H95L98 140L99 139H101L102 138V140H100V142H99V144H101V145H98L97 144V139L95 138V139H92V141L94 140V141H96V142H92V141H90L91 140V138H90V140L89 139H87L88 138V136H85V137H87L86 139L88 140V141H90V142H88L87 140H85V142L86 143H88V145L89 144H91V146H92V144H93V146H95V147H97V146H100L99 148H101V146H102V142H104L105 143V141L104 140H106V138H103V137H97ZM103 136V135H102ZM113 136H115L114 134H113ZM120 136V135H119ZM125 136V138H126V142H127V137L129 136V134L127 135V137H126V134L124 135ZM139 136V135H138ZM169 138H168V137ZM199 136V137H200ZM9 137V136H8ZM75 137V138H74ZM81 137H83V138H81ZM80 138L81 139H83V141H84V136H81ZM112 137V136H111ZM110 137V138H111ZM118 137V136H117ZM121 137V136H120ZM150 137V136H149ZM191 137V138H190ZM7 138V137H6ZM60 138V139H61ZM113 138V137H112ZM111 138V139H112ZM119 138V137H118ZM124 138V137H123ZM123 138H121L122 139V141L124 140L125 141V139H123ZM138 138H141V137H138ZM146 138H147V140H148V137L146 136ZM154 138H155V140H157V142L156 141H154ZM182 138V137H181ZM194 138V137H193ZM193 138H192V140L191 141H196L197 140V138L195 139L194 138V140H193ZM66 139H68L67 137L65 138V142H67V140ZM104 139V140H103ZM114 139H115V137H114ZM131 138H129L128 139V142L130 141V142H133V139L134 138H132L131 140H130ZM144 139H145V136H144ZM152 138H150V140H151ZM169 139V140H168ZM178 141H177V140ZM186 139H187V137H186ZM185 139V141L184 142H186L187 140ZM201 139V140H202ZM107 140V141H108ZM119 140V139H118ZM135 140H137L136 138H135ZM139 141H140V139H138ZM177 142H175V141ZM189 140V141H190ZM63 141V142H64ZM71 141L70 142H67V143H71ZM112 141H114L115 142V144H116V139L115 140H111V142ZM120 141V140H119ZM143 141V140H142ZM180 141V142H179ZM190 141V142H191ZM111 142L110 143H103L104 145H106V148L104 149V148H101V150H102V152H101V150L99 151H97V149L94 147V149H93V147H91L90 145V147H88L87 146V148L86 147H84V149L82 148V146L79 148V146L77 147L78 149H74L73 150V153H72V155L73 156H71V157H73L74 159V163L76 164V165H78L79 167H81L84 171H90L91 172V178L93 179V181H95V182H93L94 184L93 185H95L94 187H96L97 189H94V190H97L98 192L100 191H102L101 193H103V192H105V193H103L102 194V197L105 195V196H109V187H112L113 185H112V182L114 181L113 180V177L116 175V173H115V175H114V172L115 171H117V172H119L118 170H114V167H119V166H117V164H116V162L118 163V162H121L122 160H124V158L123 157H125L126 158V156H129V160H128V157L125 159V160H127V161H130V162H126L127 164H125V162H121V164H123V165H126V171L129 169V165H133V166H131V168H135V166H138L137 165V163H139V160H141V163H144L143 162V158L141 159H139L138 157H136L137 159L135 160V159H133V158H135V157H131V155L132 154H130V153H128V154H130V155H127V152H126V156H124L125 155V153L124 152H122L123 150L122 149H124V148H122L121 146H120V148H122L121 150H120V152H122L123 153V155L122 154H120L119 152H118V150H119V146L117 147L118 148V150H117V154H115V155H117V156H115L116 157V159L118 158V159H120L121 161H119L118 159L114 162V161H112V165H110L111 164V161H110V163H108L109 162V159H108V161H106V154H107V152H108V155H110V153L115 149V147H114V149H113V144H114V142H112L113 144L111 145V148L109 147L110 146V144H111ZM125 142V143H126ZM129 142V143H130ZM137 141H135V143H136ZM148 142V141H147ZM146 142V143H147ZM153 142V143H152ZM156 142V143H155ZM172 142L174 143L175 142V144H177V145H175V147H177V149L175 148V147H173L174 145H172L171 146V144H172ZM198 142V141H197ZM66 143V144H67ZM85 143V144H86ZM123 144H124V142H122ZM211 143H213V144H215L214 146L216 147L217 146V148H219L218 150H216L215 148L214 149H212L213 147V145L211 144ZM64 144V143H63ZM72 144V143H71ZM71 144H68V145H71ZM96 144V145H95ZM114 144V145H115ZM117 144H118V142H117ZM116 144V145H117ZM141 144V143H140ZM148 144V143H147ZM180 144V145H179ZM65 145V144H64ZM87 145V144H86ZM85 145V146H86ZM134 145V147H135V145L136 144H133ZM132 145V146H133ZM146 145V144H145ZM183 145H185L184 146V148H183ZM212 145V146H211ZM74 145H72V147H73ZM136 146H138V144L136 145ZM149 146V145H148ZM171 146V147H170ZM179 146H182V148L181 147H179ZM203 146V145H202ZM102 147H105V146H102ZM107 147H109V148H107ZM125 147H126V145H125ZM129 147V146H128ZM139 147V146H138ZM137 147V148H138ZM141 147V146H140ZM143 147H144V145H143ZM199 147V148H200ZM221 147V148H220ZM71 148V146H69V148L68 149H70ZM98 148V149H99ZM127 148V147H126ZM132 148V147H131ZM196 148V147H195ZM67 149V150H68ZM104 149V150H103ZM145 148H143V156H144V153H145V156L147 155V153L149 154L150 152H149V150H148V152L146 153V152H144L145 150H144ZM162 149H160L159 151L161 152V150ZM178 149H180V150H178ZM182 149H184L183 150V152L184 153H181L182 152ZM191 149V150H192ZM64 150V149H63ZM62 150V151H63ZM105 150H107V152L105 151ZM110 150V151H109ZM132 150V149H131ZM131 150H130V152H131ZM136 150V147H135V149H134V151ZM137 150H139V148L137 149ZM136 150V151H137ZM191 150H190V153H191ZM207 150V151H206ZM219 150V152L221 153V151ZM224 150V151H225ZM65 151V150H64ZM63 151V152H64ZM68 151H72V148H71V150H68ZM68 151H66V153L68 152ZM105 153H104V152ZM126 151H128V150H126ZM146 151H147V149H146ZM164 150H162V153L163 154H166L167 155V153H170L169 151H167L166 153H164L163 152ZM177 151H180L179 153H177ZM110 152V153H109ZM115 152V151H114ZM129 152V151H128ZM153 151H151V153H152ZM213 152V153H212ZM218 152V155L220 154ZM223 152V151H222ZM116 153V152H115ZM119 153V154H118ZM137 153H138V151H137ZM136 152L134 153V155L135 156H137L136 154H137ZM150 153V154H151ZM162 153H159V154H161L162 156H164ZM170 153V155H167V158L169 157V156H171L172 154ZM186 153V154H185ZM190 153H188V154H190ZM139 154V153H138ZM140 154H142V152H140ZM149 154V155H150ZM222 154V153H221ZM221 154L219 155V156H217L216 155V153H214V155H216L218 158L221 156ZM112 155H113V153H112ZM122 156L121 158L120 157H118V156ZM149 155H148V157H149ZM165 155V156H166ZM174 155H172V158H174ZM178 155V156H177ZM213 155V156H214ZM6 156V157H5ZM3 158L4 159H8L7 157L9 156V154L8 155H5ZM144 156V160H145V162H146V164L148 165V161H146V159L148 158L147 156V158ZM165 156H164V158H165ZM193 157V159H195L194 161H193V159L191 158V157ZM209 156V157H208ZM133 159V160H135L133 163L134 164H136V165H134V164H130V163H132V160H130L131 158ZM141 157V156H140ZM151 157H152V155H151ZM153 157V158H154ZM196 157V158H197ZM212 158V159H214L212 156H210V155H207V158L208 159H205L204 161H206L207 162V160H209V158ZM68 158V157H67ZM146 158V159H145ZM153 158H150V159H153ZM221 158V157H220ZM220 158H219V160H220ZM222 158V159H223ZM69 159V158H68ZM169 160H170V157L168 158ZM221 159V160H222ZM3 160V159H2ZM70 160H72V158H70ZM115 160V159H114ZM137 160H138V162H137ZM161 160V161H160ZM197 160V161H196ZM202 160V161H201ZM221 160H220V162H221ZM3 161H5V160H3ZM155 161V160H154ZM155 161V162H156ZM162 161V162H163ZM193 161V162H192ZM196 161V162H195ZM203 161V162H204ZM210 161H212L211 159L208 161V163L210 162ZM136 162V163H135ZM150 162V161H149ZM195 162V163H194ZM217 161H212V163H214V164H212V166L213 165H215V164H217V166H220L221 165V163L220 162H218V163H220V165L218 164V163H216ZM72 163V162H71ZM116 164V166H114L115 164ZM128 163H129V165H128ZM141 163H139V164H141ZM151 163V162H150ZM149 163V165L148 166H150L151 164ZM211 163V162H210ZM222 163H223V161H222ZM70 163H68V165H69ZM121 164H119V165H121ZM156 164V165H157ZM176 163H175V165H177ZM192 164H193V167H192ZM224 164V163H223ZM230 164V163H229ZM234 164H235V161H234ZM71 165V167H73L74 165H72V164H70ZM123 165H121V167L123 166ZM142 165V164H141ZM147 165H145L144 164V166H147ZM156 165L154 166V169H156L155 167H156ZM209 165V164H208ZM254 165V166H253ZM74 167V168H79V167ZM114 166V167H113ZM143 166V165H142ZM204 166H206V164H204ZM210 166H211V164H210ZM210 166H207L208 168H209V170H212V171H215V175H217V174H222V176H220V175H218V177L216 178L218 181H217V183H220V181L222 182V181H224V180H222L221 179V177H224L223 179H225L226 177H225V175H224V173H221L222 172V169H221V167H223V166H220V168H219V170L220 171H218L217 172V168H216V165H215V169L213 170V167H211V169H210ZM225 166V165H224ZM229 165H227V167H228ZM235 166V165H234ZM253 166V167H252ZM151 167V166H150ZM173 167V166H172ZM231 165L228 167V169H230L231 170V168H233V167H231ZM236 167V166H235ZM234 167V168H235ZM250 167H251V169H250ZM65 168H68V166L67 167H65ZM128 168V169H127ZM133 168V169H134ZM139 168V167H138ZM226 168V167H225ZM237 168V167H236ZM235 168V169H236ZM249 168V169H248ZM69 169V168H68ZM67 169V170H68ZM124 169L122 168V171H124ZM133 169H129V171L128 172H130L131 170L133 171ZM142 169H143V172H144V170H147L146 168L144 169V167H142ZM141 168H140V170H142ZM151 169V168H150ZM160 169H161V167H160ZM163 169V168H162ZM167 169H165V166H164V169H163V171L165 170V173L163 172L162 174H166L167 175ZM194 169V170H193ZM203 169V170H202ZM207 169V168H206ZM227 169V170H228ZM239 169V168H238ZM241 169V170H242ZM1 170V169H0ZM72 170H74L73 168H72ZM120 171H121V169H119ZM134 170H137V167H136V169H134ZM158 170V169H157ZM199 172V174L196 172ZM200 170V171H199ZM208 170V169H207ZM209 170H208V172H209ZM234 170V169H233ZM239 171L238 170V172H242V171ZM148 171V170H147ZM147 171H145L143 174H145ZM153 171V168H152V170H151V172ZM169 171V172H170ZM194 171L197 173H195L194 174ZM212 171H210V173H212ZM235 171V170H234ZM233 171V172H234ZM237 171V170H236ZM235 171V172H236ZM248 171V172H249ZM252 171V172H253ZM89 172V173H90ZM95 174V175H92L93 173ZM136 172V171H135ZM134 172V173H135ZM200 172H205L203 175H201V173ZM228 171H226V173H227ZM233 172H232V174H233ZM244 172V173H245ZM247 172V173H248ZM251 172V171H250ZM251 172V173H252ZM131 173V172H130ZM130 173H128L127 175H129V177H134L133 178V180L134 179H138V177H139V175H135L134 176V174L132 175V176H130ZM139 173V172H138ZM161 173V172H160ZM159 173V174H160ZM209 173V175H210V177L212 176V175H214V174H210ZM243 173V172H242ZM241 173V174H242ZM243 173V175H246V173L244 174ZM253 173H255V172H253ZM252 173V174H253ZM257 173V172H256ZM119 174H121V173H119ZM118 174V175H119ZM139 174H142V172H140ZM161 174V175H162ZM194 174V176L195 175H197V176H199L198 178H196V179H193V178H191V175H193ZM229 174V173H228ZM230 174H231V172H230ZM237 175L239 174V173H236ZM122 175V174H121ZM146 175V174H145ZM154 175V174H153ZM158 175V173L156 174V176ZM200 175H201V177L202 178H200ZM215 175H214V177H215ZM248 175H250V174H248ZM248 175H247V177H248ZM253 175H255V174H253ZM136 176H138L137 178H135ZM155 175H154V177H156ZM168 176V175H167ZM170 176V175H169ZM168 176V177H169ZM193 176V177H194ZM251 176V175H250ZM256 176H258L257 174H256ZM255 176V177H256ZM116 177H118L117 175H116ZM115 177V178H116ZM128 177V178H129ZM167 177V178H168ZM174 177H172V178H174ZM213 177V176H212ZM234 177H236V175H234ZM238 177H239V175H238ZM245 177L246 176H243V178H244V180H245ZM247 177H246V179H247ZM89 178V177H88ZM114 178V179H115ZM147 178V177H146ZM146 178H143L144 180L146 179ZM160 178H161V176H160ZM179 178V179H180ZM218 178H220V179H218ZM229 178H232V177H229ZM240 178V177H239ZM251 178H253L254 180H255V178L252 176V177H250V179ZM87 179V178H86ZM131 179V178H130ZM154 179H157V178H154ZM154 179H153V181H154ZM162 179V178H161ZM165 179V178H164ZM191 179V180H190ZM213 179H215V178H213ZM216 179L213 181L212 179V181L214 182V183H216ZM249 179V178H248ZM247 179V180H248ZM257 179V178H256ZM121 180V179H120ZM127 181H128V179H126ZM125 180V181H126ZM133 180H131V181H133ZM147 180V179H146ZM145 180V181H146ZM167 180V179H166ZM172 180H174V179H172ZM172 180H170V181H172ZM195 181L194 183H190L189 184V181H191V182H193V181ZM207 180V178H205V179H203V181H206ZM210 180V181H211ZM244 180H243V183H244ZM246 180V181H247ZM258 180V179H257ZM131 181H129L130 183H131ZM142 181V180H141ZM158 181H159V178H158ZM165 180H163V182H164ZM182 181V182H181ZM202 181V182H203ZM212 181H211V183H212ZM228 181H229V179H228ZM238 182H240L239 180H237ZM237 181H235L236 183H237V185H238V188L237 189H239V187L241 186V184L240 183H238ZM250 181H252V179L250 180ZM250 181L248 180L247 182H249L250 183ZM261 181V180H260ZM92 182V181H91ZM137 183L139 182V180L138 181H136ZM144 182V181H143ZM147 182V181H146ZM154 182H157V181H154ZM202 182L200 183V184H197L198 186H196V187H199V189L197 190V192H194L195 193V196H196V194H199V196H201L200 198H202V196H205V197H203L202 198V200H200V198L198 199L197 197H199V196H197V197H195V198H197V201L199 200V201H204V202H202L203 204L204 203H208L209 201H211L212 203L213 202H216L215 204L213 203V205H210V204H208L209 205V208L211 207V206H214V209L216 208L215 207V205L217 204V201H219V197H220V199L222 200V201H224V203H226L225 201L226 200H229L230 201V196L231 195H229L226 191H225V189H229V188H222L223 187V185L226 183L225 181L223 182V184H218L219 186H221L220 187V191H221V188H222V192H220V195H219V197H217V201H214V198H213V194L210 192V191H208V189L209 188H213L212 186L211 187H209V185H212L208 180L206 181V182H203L204 184L205 183H207V185H208V187H205V186H207V185H205L204 186V184H203V186H204V188H203V186H202ZM254 182V181H253ZM262 183H264L263 182V180L261 181ZM115 183V182H114ZM113 183V184H114ZM123 183V182H122ZM126 183V182H125ZM142 183V182H141ZM162 183V182H161ZM170 182L168 181V184H169ZM175 183V182H174ZM232 183V182H231ZM242 183V184H243ZM246 183V182H245ZM261 183V184H262ZM131 184H134L133 186H134V188H135V190L136 191H134V189H132L135 193L137 192V194L139 195H137V194H135V195H137L139 198H140V200H141V198H142V200L143 199H146L145 201L147 202V203H150V202H152V201H150L149 202V200L148 199H151V194L153 193V192H155V191H153V192H151V191H147L145 188H147L148 190H150V188H151V190L153 189L152 187L153 186H147V185H143V186H145V187H143V188H141L142 186H140L139 184L140 183H138V185L140 186H137L136 187V183L134 182H132ZM156 184V183H155ZM176 184V183H175ZM174 184V185H175ZM247 184V183H246ZM245 184V185H246ZM87 185V184H86ZM129 185V184H128ZM162 185V184H161ZM190 185H191V187H190ZM227 185V186H226ZM229 185L230 184H225V186L226 187H229ZM234 185V184H233ZM236 185V186H237ZM253 185V184H252ZM256 185V184H255ZM257 185H258V183H257ZM4 186V185H3ZM3 186H1V187H3ZM120 186V185H119ZM147 186V187H146ZM155 186H158V185H154V187ZM160 186V185H159ZM158 186V187H159ZM166 186V185H165ZM202 186V187H201ZM224 186V187H225ZM246 186H250V184H247ZM0 187V188H1ZM90 187H92L91 185H90ZM167 187V186H166ZM169 187V186H168ZM172 187H173V185H172ZM171 187V188H172ZM175 187H177L176 185L173 187L174 189H175ZM195 187V188H196ZM232 187H234V186H232ZM133 188V187H132ZM139 189V188H141V189H139V190H142V189H145L146 190V192L147 193H145V195L147 194V197H144V191L142 190L141 192L139 191V190H137V189ZM172 188V189H173ZM191 188V189H192ZM201 188H203V189H201ZM236 188V187H235ZM243 188H244V186H243ZM252 188H253V186H252ZM131 189V188H130ZM190 189V190H191ZM245 189V188H244ZM0 190H3V188L2 189H0ZM86 190H88V189H86ZM93 190V189H92ZM115 190V189H114ZM117 190V189H116ZM169 190H171L170 188H169ZM199 190H203L202 191V193H204L203 195H200L201 194V192L199 191ZM212 190H214L215 191V189H212ZM248 190V189H247ZM168 191V190H167ZM174 191V190H173ZM194 191H196V190H194ZM224 191H225V193L227 194V195H229L228 197V199H227V195L224 193ZM6 192H8L7 190L4 192V191H2V193H4L3 195H2V193L0 194V209H4L3 211L2 210H0V264H30V262L31 261H33L34 260V262H35V264H36V260L38 259L39 260V262H40V264H42V262H43V264H124L121 260H119V261H121V262H118V259L116 260L114 257L115 256H119L118 254H117V252L115 251V253H114V251L112 252V255H111V252H110V246H108V245H106L104 242H103V240H102V238L101 237H95L94 239H87V236H89V235H91V234H89V235H87L86 236V238H84L83 236L81 237V235H80V240H81V243L83 244L82 246H78V245H75L74 244V239L73 240H71L67 245H66V243H65V247H64V250H62V249H58V248H45V246H40L39 248L37 247V246H35L36 244H38V246H39V243H36L37 241H38V238H37V240H36V237L33 235V234H30V233H27L28 232V228H27V231H23V229L24 228H26V227H29V226H27L26 224H28L29 225V222L27 223V221H28V219L24 216V214H23V212L22 211H20V209L18 208V210L20 211H16L17 210V207H16V205H13L14 204V202L12 201V197L8 194V193H6ZM99 192V193H100ZM131 192V191H130ZM139 192V193H138ZM143 192V193H142ZM148 192H150V194H148ZM159 192V191H158ZM161 192V191H160ZM164 192H166L165 191V189H164ZM186 192V193H187ZM217 192V194H218V192H219V189H218V191H216ZM234 192V191H233ZM237 192H239L238 190L236 191V193ZM243 192V191H242ZM241 192V193H242ZM97 193V192H96ZM99 193H98V196H99ZM101 193H100V195H101ZM174 193V192H173ZM194 193L193 194H191V192H190V194L191 195H194ZM209 193H210V195L212 196V200H208L207 198H208V196H210L209 195ZM230 193L232 194V195H234L231 191H230ZM235 193V195L237 196V194H239V196H240V193H237L236 194ZM247 193V192H246ZM9 195V196H6V195ZM111 194V193H110ZM189 194V193H188ZM189 194V195H190ZM5 195V196H4ZM114 195V194H113ZM112 195V196H113ZM153 195V194H152ZM154 195H155V193H154ZM234 195V196H235ZM247 195H249V194H247ZM148 196H150V197H148ZM206 196H207V198H206ZM252 196V195H251ZM254 196V195H253ZM5 197H9L8 199H6ZM10 197H11V199H10ZM100 197V196H99ZM154 197V196H153ZM152 197V199H154ZM161 197H163V196H161L160 195V198ZM214 197H216L215 196V194H214ZM225 197H226V200H225ZM232 197V196H231ZM242 197H243V195H242ZM247 197V199L249 200V198H248V196H246ZM246 197H244V200H245V198ZM250 197V196H249ZM106 198V197H105ZM139 198H138V200H139ZM170 198V197H169ZM166 199V198H164V200H169L170 201V204H171V201H173V200H170L171 198H172V196H171V198L170 199ZM175 198V197H174ZM178 199H179V197H177ZM181 199H182V197H180ZM192 198V197H191ZM193 198H194V196H193ZM192 198V199H193ZM206 198V199H205ZM235 198V197H234ZM233 198V199H234ZM238 198V197H237ZM262 198V197H261ZM260 198V199H261ZM10 199V200H9ZM130 200H132L131 198H129ZM151 199V200H152ZM159 199V198H158ZM162 199V198H161ZM190 199V198H189ZM192 199H190V201L192 200ZM210 199H211V197H210ZM243 199V198H242ZM247 199H246V201H247ZM259 199V200H260ZM263 199H264V195H263ZM155 200V199H154ZM195 200V201H194ZM3 201H6L7 203L6 204H4V202ZM158 201V200H157ZM163 201V200H162ZM161 201V202H162ZM175 201V200H174ZM173 201V202H174ZM177 201V200H176ZM181 201V200H180ZM179 201V202H180ZM187 201V200H186ZM186 201H185V203H186ZM193 201H194V203H196V205H197V201H196V199H193ZM193 201L191 202V203H193ZM221 201V202H222ZM240 201V200H239ZM256 201V200H255ZM9 202H12L13 204H10ZM155 202V201H154ZM167 202V201H166ZM178 202V203H179ZM189 201H187V203H188ZM211 202H209V203H211ZM220 202V201H219ZM218 202V203H219ZM228 202V201H227ZM242 202V201H241ZM253 202H254V199H253ZM257 202V201H256ZM3 203V204H2ZM143 203V202H142ZM199 203V202H198ZM201 203V202H200ZM211 203V204H212ZM224 203L222 202V204L221 205H224ZM258 203V202H257ZM9 204L10 205H12V206H9ZM155 204V203H154ZM165 204V203H164ZM167 204V203H166ZM203 204H202V206H203ZM234 204V203H233ZM249 204V203H248ZM252 204V203H251ZM250 204V205H251ZM2 205H3V207H2ZM149 205V207H150V204H148ZM156 205V204H155ZM155 205H151V207L152 206H154L155 207ZM157 205H159L158 203H157ZM156 205V206H157ZM182 205V204H181ZM189 205V204H188ZM196 205H193L197 210H194V211H196V213H197V215H198V212L197 211H199V209H198V206L196 207ZM199 206H200V204H198ZM7 206V207H6ZM9 206V207H8ZM15 206V207H14ZM18 206V205H17ZM163 207H164V205H162ZM168 206V205H167ZM173 206V205H172ZM187 206V205H186ZM192 206V204L190 205V206H188V207H190V211H192L193 209H195L194 207L192 208L191 207ZM219 206V205H218ZM228 206V205H227ZM234 207L236 206V205H233ZM254 206V205H253ZM252 206V207H253ZM2 207V208H1ZM160 207V206H159ZM179 207V206H178ZM187 207V208H188ZM201 207V206H200ZM204 207L206 208V206L204 205ZM208 207V206H207ZM246 207V206H245ZM248 207V206H247ZM251 207V206H250ZM251 207V208H252ZM11 208V209H10ZM12 208H16L15 210H14V212H11V210H13ZM157 208H158V206H157ZM155 209V210H159V209ZM186 208V209H187ZM149 209V208H148ZM161 209H162V207H161ZM163 209H165V208H163ZM167 209H171V208H167ZM178 209V208H177ZM176 208H175V210L176 211H178ZM189 209V208H188ZM187 209V210H188ZM202 209V208H201ZM211 209L212 208H210L209 210H208V212H207V214L209 213V212H212L211 211ZM214 209H213V212H214ZM151 210H153V209H151ZM154 210V211H155ZM235 210H236V208H235ZM2 211V212H1ZM7 211V212H6ZM8 211H10L9 213H8ZM165 211H167V210H165ZM184 211V210H183ZM193 211V212H194ZM203 209L199 212V214H201V213H204V214H206V212H205V210L203 211ZM218 211V210H217ZM238 211V210H237ZM236 211V212H237ZM241 211V210H240ZM243 211H244V208H243ZM253 211V210H252ZM156 212V211H155ZM154 212V213H155ZM161 212V211H160ZM185 212V211H184ZM192 212V213H193ZM245 212V211H244ZM254 212V211H253ZM5 213H7V215H9V217L5 214ZM11 213V214H10ZM16 213H19V214H21L22 213V216H24V217H22V216H20L19 215V218H18V216H16L17 214ZM95 213H97V212H95ZM159 213V212H158ZM188 213V212H187ZM4 214H5V216H6V218L4 217ZM151 214V213H150ZM161 214V213H160ZM173 214V213H172ZM183 214V213H182ZM216 214V213H215ZM217 214H219V212L217 213ZM251 214V213H250ZM16 217H14V216ZM97 215H99L98 213H97ZM181 215V214H180ZM194 215H195V212H194ZM202 216L201 217H198V220H200V219H203L202 217H203V214H201ZM236 215V214H235ZM246 215V214H245ZM100 216V215H99ZM170 216H171V214H170ZM174 216V219H177V221H178V218H175V217H177L176 215H173ZM173 216H171V217H173ZM186 216H188V215H186ZM196 216V215H195ZM205 216H207V215H204V219L206 218ZM213 216V215H212ZM218 216V215H217ZM244 216V215H243ZM250 216V215H249ZM248 216V217H249ZM9 219H8V218ZM13 217V218H12ZM24 218V220H25V218H26V220H25V224H23L24 222V220L23 221H21L22 220V218ZM170 217V218H171ZM191 217V216H190ZM193 217V216H192ZM208 217V216H207ZM209 217H211V216H209ZM208 217V218H209ZM161 218V217H160ZM186 218V217H185ZM218 218H220V217H218ZM251 218V217H250ZM18 219H20L19 220V222H23L22 224H23V226L21 227V224H19V223H17L18 221ZM173 219V218H172ZM180 219V218H179ZM191 219V218H190ZM207 219V218H206ZM205 219V221H207L208 222V220H206ZM210 219V218H209ZM212 219V218H211ZM210 219V220H211ZM235 219V218H234ZM249 219V218H248ZM15 223H13L12 221ZM17 222H16V221ZM196 220V219H195ZM160 221V220H159ZM180 221V220H179ZM201 221V220H200ZM203 221V220H202ZM225 221V220H224ZM184 222V221H183ZM188 222H189V220H188ZM191 222V221H190ZM195 222V221H194ZM204 222V221H203ZM215 222V221H214ZM217 222H219V221H217ZM216 222V223H217ZM254 222V221H253ZM256 222V221H255ZM13 225H12V224ZM16 223H17V226H16ZM161 222H159V224H160ZM175 223V222H174ZM177 223H181V221L180 222H177ZM185 223H186V221H185ZM184 223V224H185ZM200 223V222H199ZM229 223V222H228ZM231 223H233V220H232V222ZM259 223V222H258ZM20 226H19V225ZM198 224V223H197ZM196 224V225H197ZM202 224H204V223H202ZM218 224V223H217ZM239 224V223H238ZM175 225V224H174ZM179 225V224H178ZM177 225V226H178ZM182 225V224H181ZM195 225V226H196ZM223 225V224H222ZM233 225V224H232ZM243 225H245V226H247V224L245 223V224H243ZM248 225H249V223H248ZM26 226V227H25ZM153 226V225H152ZM156 226V225H155ZM161 226H162V224H161ZM161 226H160V229H161ZM164 226V228H165V230H166V232L165 231H159V226H158V234H159V237H157L156 235H155V233H154V235H155V237H154V235H152V234H150L151 236H153V239H154V242H155V239H156V242H157V245H155V246H157L158 248H164V246H166L165 244L169 241L168 239H165L166 237L168 238V236H171V234L172 233H174V235L173 236H176V238H177V236H180L179 234H176L175 235V233H177L178 231H176L175 230V232H173V230H174V228L176 227H174V226H172V225H168L169 227H168V229L166 228V226L165 225H163ZM170 226H172V227H170ZM180 226V225H179ZM178 226V227H179ZM198 226V225H197ZM239 226V225H238ZM244 226V227H245ZM260 226V225H259ZM24 227V228H23ZM205 227V226H204ZM212 227H213V224H212ZM214 227H216V226H214ZM235 227V226H234ZM233 227V228H234ZM250 227H252V226H250ZM255 227V226H254ZM264 227V226H263ZM155 228V227H154ZM157 228V227H156ZM155 228V229H156ZM173 228V229H172ZM231 228V227H230ZM237 228V227H236ZM256 228H257V226H256ZM152 229V228H151ZM198 229H199V227H198ZM221 229V228H220ZM226 229V228H225ZM235 229V228H234ZM248 228L246 227V229L245 230H247ZM30 230V229H29ZM170 230H172V231H170ZM189 230V229H188ZM202 230V229H201ZM219 230V229H218ZM217 230V231H218ZM226 230H228V229H226ZM229 230H231V229H229ZM233 230V229H232ZM232 230H231V232H232ZM237 230H239V229H237ZM254 230V229H253ZM253 230H251V228L250 229H248V232H253ZM106 231V230H105ZM196 232H197V230H195ZM208 231V230H207ZM235 231H236V229H235ZM235 231H233V233H231V235H229L230 233H228V236H232V238H233V236H235V235H233V234H235V233H237V232H235ZM256 230H254V232H255ZM159 232H161L162 233V235H160V233ZM188 232H190V231H188ZM193 232V231H192ZM230 232V231H229ZM235 232V233H234ZM245 232V231H244ZM243 232V233H244ZM248 232H247V234H248ZM258 232H260V231H258ZM23 233H24V236H23ZM180 233V232H179ZM184 233V232H183ZM200 233V232H199ZM206 233V232H205ZM208 233H209V231H208ZM224 233V232H223ZM242 233V234H243ZM256 233V232H255ZM22 234V235H21ZM188 234V233H187ZM220 234V233H219ZM238 234V233H237ZM244 234H246V233H244ZM243 234V235H244ZM252 234V233H251ZM148 235V234H147ZM147 235H145V237H147ZM193 235V234H192ZM209 235V234H208ZM210 235H212V234H210ZM209 235V236H210ZM214 235V234H213ZM253 235V238H256V237H254V234H252ZM255 235H257V234H255ZM260 235V234H259ZM261 235H262V233H261ZM23 236V237H22ZM144 236V235H143ZM195 236V235H194ZM205 236V235H204ZM215 236V235H214ZM225 236V235H224ZM242 236V235H241ZM248 236H250V233L247 235V237ZM263 236V235H262ZM24 240V239H26L25 241L30 245L31 244V246H29V245H27V246H25L24 245V243H23V240L21 239V238ZM63 237V236H62ZM106 237H108V236H106ZM111 238H112V236H110ZM144 237V238H145ZM150 237V236H149ZM182 237V236H181ZM186 237V236H185ZM198 237V236H197ZM227 237V236H226ZM226 237H222L221 239L223 240L224 238L225 239H227ZM244 237H245V235H244ZM251 237V236H250ZM250 237H248V239L250 238ZM261 237V236H260ZM61 238V237H60ZM74 238V237H73ZM143 238V237H142ZM142 239L143 241L144 240H146V238L145 239ZM169 238H171V237H169ZM173 238V237H172ZM229 238H231V237H229ZM231 238V239H232ZM257 238H258V236H257ZM263 238H264V236H263ZM70 239H72V237H70ZM149 239V238H148ZM147 239V240H148ZM152 239V238H151ZM181 239V238H180ZM190 239H193L192 237L190 238ZM189 239V240H190ZM194 239H195V237H194ZM199 239V238H198ZM197 239V240H198ZM201 239V238H200ZM217 239H219V238H217ZM221 239H219L218 241V243L219 244H222V247L225 249V247H226V244L225 243H229L228 241H230V240H228L227 242H225L224 244H223V242H222V240ZM234 239H236V236L234 237ZM241 239V238H240ZM245 240L247 239L246 237L244 238ZM252 239V238H251ZM36 240V244L34 243V241ZM54 240V239H53ZM58 240V239H57ZM146 240V243H148V241ZM185 240H186V238H185ZM188 240V241H189ZM261 240H263L264 241V239H262L261 238ZM24 241V242H25ZM40 241V240H39ZM114 241V240H113ZM172 241V240H171ZM192 241H194V240H192ZM207 241V240H206ZM210 241H211V239H210ZM233 241V240H232ZM234 241H236V240H234ZM242 241H244L243 240V237H242V240H241V242ZM246 241H248V240H246ZM250 241V240H249ZM249 241H248V243H249ZM25 242V244H27ZM54 242H56V244H57V241H53V243ZM78 242V241H77ZM141 243V245H142V241H138V243ZM151 242V241H150ZM152 243V244H156V242L155 243ZM173 242H174V240H173ZM177 242V241H176ZM181 242V241H180ZM197 242V241H196ZM222 242V243H221ZM254 242H255V240L252 242L253 244H254ZM53 243H51V244H53ZM76 243V242H75ZM136 243V242H135ZM144 244H145V241L143 242ZM172 243V242H171ZM181 243H183V242H181ZM188 243V244H187ZM186 243V245L184 244L182 247L181 246H177V247H180L181 249H177L176 248V246L174 247V248H176V249H174L171 245H169V250H170V248H171V250L174 252V253H176V260H177V258L178 257H180L179 255H181V254H179V253H182V254H187V252L188 253H190L189 252V250H187L189 247H188V245H191V241H189V242H187ZM193 243V242H192ZM231 243V242H230ZM246 242H244V243H242V246H243V244L244 245H246L245 244ZM261 243H262V241H261ZM34 244V246H35V248L37 247L43 254H41V252H39V250L38 249H35L34 251H32L31 252V250L34 248V246H32ZM50 244V245H51ZM56 244H53V245H56ZM150 244V243H149ZM253 244H251L252 246H254ZM175 245V244H174ZM181 245V244H180ZM193 245H194V243H193ZM263 245H264V243H263ZM84 246V247H83ZM135 247H136V245H134ZM139 246V244L137 245V247ZM144 246V245H143ZM147 246V245H146ZM145 246V247H146ZM150 246V245H149ZM152 246V245H151ZM150 246V248L151 249H153L154 250V245L151 247ZM188 248H187V247ZM192 246V245H191ZM215 246V245H214ZM221 246V245H220ZM225 246V247H224ZM229 246V245H228ZM227 246V247H228ZM231 246V245H230ZM229 246V247H230ZM233 246V245H232ZM262 246V245H261ZM29 247H31L32 249L30 250V248ZM43 247V248H42ZM134 247V248H135ZM140 247V246H139ZM138 247V248H139ZM144 247V248H145ZM198 247V246H197ZM243 247H247V245L246 246H243ZM42 248V249H41ZM144 248H142V250L144 249ZM186 248V249H185ZM196 248V247H195ZM207 248V246H205V248L204 249H206ZM222 248V249H223ZM237 248V247H236ZM264 248V247H263ZM113 249H115V247L113 248ZM133 249V248H132ZM137 249V248H136ZM140 249V248H139ZM145 249H149V247L147 248H145ZM174 249V250H173ZM203 249V250H204ZM208 249L209 248H207L206 250H207V252H208ZM212 249V248H211ZM221 249V248H220ZM220 249H218V247H217V250L216 251H218V250H220ZM243 248H241V250H242ZM249 249V248H248ZM38 250V251H37ZM131 250V249H130ZM141 250V251H142ZM153 250H150V252L151 251H153ZM163 250V249H162ZM165 250V249H164ZM168 250V249H167ZM178 250H180L179 251V253L177 252ZM214 250V249H213ZM228 250V249H227ZM226 250V251H227ZM232 250H234L233 249V247H232ZM237 250V249H236ZM253 250V249H252ZM251 250V254H253L254 252ZM35 251H37V253L35 254V253H33V252H35ZM128 251V250H127ZM131 251H133V250H131ZM157 251V250H156ZM195 251H197V249H195ZM195 251H192L191 252V254H195L194 255V257L191 259V261H190V263H188V264H203V263H205V262H203V257H205V259L206 260H208L209 259V257L206 255H202V253L204 252V251H200V252H202V253H200V252H195ZM225 251V252H226ZM261 251V250H260ZM263 251V250H262ZM261 251V252H262ZM38 252L41 254V255H43V256H41V255H39L38 254ZM146 252H148V251H146ZM149 252V253H150ZM207 252H205L206 254H207ZM229 253H231V251H230V249H229V251H228ZM241 252V251H240ZM244 252V251H243ZM259 252V251H258ZM110 253V254H109ZM129 253V252H128ZM152 253V252H151ZM177 253L179 254V255H177ZM204 253V254H205ZM213 253V252H212ZM233 253V252H232ZM234 253H236V251L234 252ZM238 253V252H237ZM260 253V252H259ZM262 253H264V252H262ZM116 254V255H115ZM134 254V253H133ZM218 254H222L221 256L222 257H224L223 256V254L224 255H226L225 253H223V252H219ZM35 255H39V257L41 256L42 257V259H44L43 261H40L41 259L40 258H38V256H35ZM47 257V258H49L50 259V261H49V259H47L45 256ZM114 255V256H113ZM154 255V254H153ZM211 255V254H210ZM213 255V254H212ZM232 255V254H231ZM236 256L235 257H237L238 256V254H235ZM254 255V254H253ZM253 255H252V257H253ZM256 255V254H255ZM260 255V254H259ZM161 256H162V254H161ZM170 257H167V258H172V260L173 259H175V257L173 256V257H171L172 255H169ZM218 256V255H217ZM220 256V255H219ZM221 256H220V260L222 261V259H221ZM233 256H234V254H233ZM33 257V259L31 260V258ZM36 257V258H35ZM45 257V258H44ZM120 257V256H119ZM134 257L136 258V255H134ZM212 257H214V256H212ZM232 257V256H231ZM234 257V259H237V258H235ZM242 257V256H241ZM264 257V256H263ZM116 258H118V257H116ZM137 258H139V257H137ZM137 258H136V260H137ZM149 258H151V256H149ZM153 258V257H152ZM217 258V257H216ZM217 258V259H218ZM226 259H227V257H225ZM255 258V257H254ZM260 258V257H259ZM45 259H46V262L47 263H45L44 261H45ZM120 259V258H119ZM158 259V258H157ZM219 259L217 260V261H219ZM226 259H224L223 261H225ZM230 259V258H229ZM257 259V258H256ZM256 259H254V260H256ZM262 259V258H261ZM37 260V261H38ZM140 260V259H139ZM150 260V259H149ZM172 260H169V261H172ZM183 260V259H182ZM205 260V261H206ZM216 260V259H215ZM230 260H232V259H230ZM241 260H242V258H241ZM240 260V261H241ZM252 260H253V258H252ZM138 261V260H137ZM141 261V260H140ZM175 261V260H174ZM178 261H180L179 259H178ZM220 261V262H221ZM222 261V262H223ZM243 262H245V260H242ZM259 261V260H258ZM264 261V260H263ZM49 262V263H48ZM142 262V261H141ZM206 262H208V261H206ZM220 262H218V264H220ZM229 262V261H228ZM243 262H241V263H243ZM247 262V261H246ZM38 263V262H37ZM157 263V262H156ZM159 263V262H158ZM177 263V262H176ZM175 263V264H176ZM182 263H184V261L182 262ZM210 263L212 264V262L210 261ZM210 263H208V264H210ZM215 262H213V264H214ZM225 264H226V262H224ZM32 264V263H31ZM39 264V263H38ZM160 264H162V262L160 263ZM206 264V263H205ZM215 264H217V262L215 263ZM223 264V263H222ZM244 264V263H243ZM247 264V263H246ZM260 264V263H259ZM261 264H263V263H261Z\"/></svg>",
	"mask_w": 264,
	"mask_h": 264
},
{
	"label": "rangeland",
	"instance_id": "obj_2",
	"mask_svg": "<svg viewBox=\"0 0 264 264\" xmlns=\"http://www.w3.org/2000/svg\"><path fill=\"white\" fill-rule=\"evenodd\" d=\"M7 1V0H6ZM9 1V4H7V2ZM7 2H5L4 3V0H0V10L2 11V13H1V20L2 21H4V17H6V14L7 15H10L11 13H8V11L9 10H13L12 11V13H17L18 11H19V13H21L22 14V16H20V17H18L19 19H17V21L15 22V23H10V25H11V27H12V24H13V28H18L19 30H24L25 32H26V24H28L29 22H30V24H28V27L30 26V28H31V24H32V22L33 21H35V20H33L32 21V19H38V20H40L41 21V16H39V18H41V19H39L38 18V14L37 13H39L38 11H37V9H34L33 8V6L34 7H36V5H30V4H32V3H30L31 2V0H19V2H18V0H8ZM10 1H12V3L10 2ZM24 1V2H23ZM37 1V0H36ZM35 1V2H36ZM39 1V0H38ZM70 1V5L71 6H73V7H75V9H73V13L75 12V11H78L79 10V8L76 6V5H74V4H76V2H77V5L79 4V5H81V3H83L84 1H85V5L84 6H87L86 4H88L90 1V3H92V4H90L91 6H89V8H92L93 6H94V0H88V1H86V0H80L79 2L78 1H76V0H73V3H72V0H69ZM76 1V2H75ZM83 1V2H82ZM16 2V3H15ZM34 1H33V3H35ZM40 2V1H39ZM75 2V3H74ZM101 3H105L104 2V0H102V1H100ZM30 3V4H29ZM72 3V4H71ZM37 5H39L38 3H36ZM84 4V3H83ZM99 4V2L97 3V5ZM26 6V7H25ZM31 6V7H30ZM83 6V5H82ZM87 6V7H88ZM38 7H40L41 8V6H37V8ZM7 8V9H6ZM33 8V9H32ZM40 8L38 9V10H40ZM77 8V9H76ZM83 8L85 9L86 7H82L81 8V6H80V12H82L83 14H84V12L86 11V10H89V14H91V12H90V10L91 9H89V8H86L85 9V11L83 12ZM94 8V7H93ZM4 9H5V11H4ZM29 10H30V12H29ZM36 10V11H35ZM23 11V12H22ZM92 11V14H96V12H98L97 11V9L96 10H91ZM6 12V13H5ZM37 12V13H36ZM33 13V15H34V13H36L35 15H37V16H30L29 14H32ZM40 14H41V12H40ZM39 14V15H40ZM69 14V17L67 18L68 19V21H67V19H64V18H66V17H64L63 18V16H64V14L62 15V17L61 18H63L64 19V21H66V24H68L69 22H71V19L72 18H70V17H74L73 18V20H75L76 22H80V21H82V19H84L85 17H86V14H87V17L89 18L90 17V24H89V21L86 23L85 22V25L86 24H88L87 25V27H88V29H90L89 30V33H90V31L92 30V29H94V27L91 25V19L93 18V16L91 17V16H88V12L86 11L85 12V15H83V16H85L84 18L82 17V18H80L82 15H80L79 16V14H78V16H74V14H72V12H70V13H68ZM67 14V15H68ZM70 14H72V16H70ZM77 14V13H76ZM91 14V15H92ZM29 17H32V19L31 18H28L27 16ZM59 14H56L55 16H54V14L52 15V17L51 18H48L49 20V22H46L47 21V19H44V21L47 23L46 24V26L48 27V29H49V26L51 27V29H49V30H47V29H45V28H47V27H44V31H46L47 30V33H45L44 31H42L41 30V25H43L40 21H39V25H40V29H39V26H35V25H33V27L35 28H38V29H36V32L35 33H31V31L32 30H34V29H30V32L29 31H27V33H29V38L31 39L32 38V40L35 42V43H38L39 45H41L40 47H42V50L44 51V50H48V53L50 52V53H54L55 51H57V52H55V54L56 55H54L55 57H56V60H57V57H58V55L60 56V54H61V52L60 51H62V53L63 52H67L68 50V52H70V50H71V52L73 51L72 49H75L76 51H78V50H80L79 49V47L81 48L83 45L85 46V44H86V49H89L88 50V52H87V50H86V52L88 53H86L85 52V49L83 50V47H82V49H81V51L83 50V53L85 52L87 55H89L90 53H92V49L95 47L96 48V46H97V44H94L95 46L93 47V45L92 46H90V43H94L95 42V34H97L96 36L97 37H99V36H101V39L103 38V40H105V41H107L108 42V40H109V42L108 43H110V44H105L106 42H104V44H105V47H104V44H99L98 43V45H103L102 47H104L105 49H106V51L104 50V49H102L103 50V55L105 56H103V55H100L101 54V52L99 51V49L97 50V49H93L94 51L96 50L97 52H99L100 54H97L98 55V58H99V55H100V57H103L104 58V60H106L107 59V54H110V56H114V57H112L111 58V63H114V65H115V67H116V69H118V70H120L122 67L124 68V66H122L123 64H125L126 65V72H125V69H124V74H128V73H130L131 71L130 70H132V72L130 73V74H132L131 76H129V74L126 76L127 78H125V75L123 76L125 79H126V81H125V79L123 80V77H121V78H119L118 77V79H117V77H115V80L117 81H119V82H116V83H120V87H119V85H117L118 87H119V89H117V90H120V91H117V90H113L114 88H115V83H112L113 85H114V87H110L111 86V82L109 83L108 81H110L109 79L110 78H114V75L112 74V72L111 73H109L108 71H112L111 70V68H109V70L108 69H106V70H108L107 72H106V70H105V68H102L101 67V62L100 61H102V60H100L101 58H99V60H97V61H95V59L93 58L94 56H97V55H94L91 59L92 60H94V62H92L90 59H89V57L90 56H88L87 57V55L86 54H84V55H86V57H84V59H83V56L81 57L83 60H81V61H84V64H83V62L81 63V61L80 60H78V53L79 52H81V51H79L78 53L75 51H73L74 53H75V55L74 56H78V57H75L74 58V56H73V58H69V53H67V56H68V59H70V62L71 61H73V59L74 60H76V61H79L80 62V66H82V72H84V74L83 75H85L84 76V78L86 77V75H87V77L88 76H92V74L94 73L92 70L94 69V71H95V73L96 74H98L97 75V78H96V80H100L99 78H101V77H103V76H101L100 75V73L101 72H99V70H100V68L103 70V75L105 74L104 72H106V73H109V79H108V75L106 76L107 77V84L109 85V87H108V89H107V86H106V83L104 84V86H106V89L110 92L111 90H110V88H112V91H116V92H118V93H114V97L113 98H115V96H116V94H120V96L122 97V100H120V96H119V98H117V99H115V100H118L117 102L113 99V100H111L110 102H109V97L111 98V93H112V91L109 93L108 91V93H106L105 91H101V87H100V85L102 84V83H104V82H102L100 85H99V83H96V84H98V85H96L95 86V78H94V80H90L91 79V77H88L89 79V83H88V85L89 84H91L92 85V83H93V89H92V86L91 85H86L85 84V81L87 82V78L86 79H83V80H85L83 83L86 85V86H88V87H86V89H82L81 88V86L83 87L84 86V84L83 85H79L80 83H77V82H75L76 80H77V78H78V82H80L79 80H82V78H83V76H82V74L81 75H78V77L76 78L75 77V84L78 86H80V88L83 90V91H81V90H78L77 92H76V90L75 89H79V88H77L76 87V85H75V87H74V91H72L74 94H73V97H74V95H75V97L76 96H78L79 94L78 93H80V97L84 94V91H87V92H90L89 94H92V92H93V95L91 96V99H92V97H94L96 100H93V101H88L89 100V96H88V98H86L85 96H86V94H87V92H85V98H83L81 101V104H82V110L83 111H85V115L84 114H82V112H80L81 114V116L83 115V117H78L75 121H73V119H75L74 117H73V119H71V117L69 116H67V118L69 119H71L72 121H73V123H72V121L69 119V125H70V128L72 129V126H73V128L75 129V131H73V132H71L70 131V128H69V125H67V126H61V127H63V128H61L60 126H59V128H57L59 131H60V128L61 129H63V132H66L65 134H64V136H65V138L67 137L68 139H66L67 140V142H70L71 141V139L73 138V136H76L79 132H78V130H80V129H82L81 131H80V133H79V136H80V134H82L81 136H84V141H83V139H81V138H83V137H77V139L78 140H76V138L75 139H73V141H71V143H67V142H65L64 140H65V138L63 139V141H62V133L61 134H55V136H48L49 134H51V132H49V133H47L46 131L48 130V129H44L43 130V133L41 132V134H39V132L40 131H38V132H36L37 130H35V129H33L34 127H31V126H29V125H27V124H23L22 126L21 125H18V123L19 124H21L22 122V120H21V118H20V116H19V118L17 117H15L14 118V115H11L12 117V119H10V121H9V123L8 124H10L11 122L13 123H15V120H17L18 121V123H15V125L17 124L18 125V127H17V125L15 126L14 124H13V126H12V124H11V126H10V129H12V130H9V131H13L14 130V132L16 133V134H14L13 135V137H12V135L11 134H13V132L11 133V134H8V133H6V134H8V136L6 135L5 137H4V132H5V130H4V123L3 122H1V123H3V124H1V125H3V126H0V128L1 127H4V128H2V130H1V132H0V187L1 186H3V187H1L0 189H2L3 188V190H0V192L2 193V191H8V192H6V193H10L9 195L13 198L12 199V201L14 202V204L12 203V202H9L10 204H13V205H16V207H17V212L19 211L18 210V208L20 209V211H22L23 212V214H24V216L28 219V221L26 220V218H25V220L27 221V223L29 222V225L28 224H26L27 226H29V227H26V228H24L23 229V231L25 230V231H27V228H28V232L27 233H30V234H33L35 237H36V240H37V238H38V241L36 242V240L34 241V243L36 242V243H39V246H38V244H36L35 246H37L38 248L40 247V246H45V248H58V249H62V250H64V247L71 241V240H73L74 239V244L75 245H78L79 247L80 246H82L83 244L81 243V240L79 239L80 238V235H81V237L83 236H85L84 238H86V236L87 235H89V234H91V235H89V236H87V239H94L95 237H101L102 238V240H103V242L106 244V245H108V246H110V252H111V255H112V252L114 251V253H115V251L117 252V254L120 256H115L114 258L117 260L118 259V262H123L124 264H160L161 262H162V264H175L176 262V264H188V263H190V261H191V259L194 257V255L195 254H191V252L192 251H195V249H197V251H195V252H200V251H204L203 253L202 252H200V253H202V255L204 256H210L209 257V259L208 260H206L205 259V257H203L204 259H203V262H205L206 264H208V263H210V261L212 262V264H213V262H217V264H218V262H220L221 260L219 259L220 258V256L222 255V254H218L219 252H223V253H225L226 255H224L223 254V256L224 257H222L221 256V259H222V261L224 260V259H226L225 257H227V259L225 260V261H221L220 262V264H225L224 262H226V264H261V263H263L264 264V253H262V252H264V245H263V243H264V241L263 240H261V238L262 239H264L263 238V236H264V199H263V195H264V183H262L261 181L263 180V182H264V176L262 177L261 176V174L260 173H262V171H263V169H260L258 166H256L255 165V167H256V169H257V171L255 170V171H253L255 168H252L253 170H250L251 172L253 171V172H255V173H253V174H255V175H253L249 170V172L247 173V172H245L242 168V170L240 169V167L241 166H238L239 164H237L236 165V163H238L237 162V160H235V159H231V160H229L228 161V163H226L225 164V162L224 161H226V160H224L225 158H223L225 155V152H226V150L225 149H223L224 147H220L221 148V150L219 149V148H217V146L215 147L214 145L215 144H213V143H211L212 145V149H216V150H220L221 151V153L219 152V150H218V152L221 154V158H220V160H221V162H220V160H219V158L217 157V156H219L218 155V152H216V151H213L214 153H216V155H214V153H213V155L211 154V148H210V145H209V142L207 141V139H205L204 141H203V139H202V136H200L199 134H197L198 133V130H196L197 131V133H196V131L194 132V130H195V128H193V126H192V128L194 129H191V126H190V128L189 129H187L186 130V128H179V127H181V125H178L179 124V122L178 121H176V120H178V118H179V121L181 120V118L184 116V118H186V116H187V118H189V119H185V120H187L188 122H189V124L188 123H185V124H188V125H190V123L192 124L193 122H192V120H193V118H192V116H194L195 115V113H196V115L195 116H197V117H195V118H198L199 117V119H200V117H201V119H202V117H205L206 116V114H209V116H211V115H213V116H211V118L210 119H212V118H215L216 116H218V114H220V115H222L220 118H219V120L221 119H223V123H225V120H226V122L228 121V120H233L235 117H236V115H239V111H237V110H235V108L237 109V107L239 108V106H241L240 105V101H238V97H240L238 94H237V92H232V90L228 87V86H226V85H230L231 83H233V81L232 80H230L233 76L232 75H234L235 73H237V69H234V67H230V66H228V65H225L224 67H222V68H219L221 71H222V73L221 72H219V73H221L220 74V82H218L217 84H215V86L217 85L218 86V88L220 89H218V92H217V95H216V93H214V95L215 96H213V91L216 89L217 90V86L214 88V86L213 87H211V88H214V89H203V88H201L200 89V92L203 90L204 91V93L206 92H208L207 94H205V96L203 95L202 97H199L198 98V96H200L201 95V93L198 95V94H196L195 92V94L196 95H198L197 97L196 96H192V94H191V92L195 89V86L197 87V85H194L193 87H194V89H193V87H191L192 86V84H191V80H188V77L189 76H191V74H190V72H188L187 70H185V71H183V68L181 69L180 68V65H176V66H178L179 68H177V70L178 69H180V70H182V74L180 73V72H177V73H173L172 72V74H174V77H173V79L174 80H176V77L177 76H179V77H183V78H185L186 77V81L188 80V83L186 82V81H184V79H183V81L185 82V88L188 86H186V84H189L190 85V87L188 86V88L189 89H191V91L189 90V92H188V88L187 89H184V87L183 88H181L182 86H183V84H184V82L183 81H181V79H179V77L177 78L178 80H180V82L179 81H177V82H175V81H173V84L175 83V86H176V89H173V88H175L174 87V85L172 86V82H170L171 81V79H170V77L168 78V76H171L172 77V75H170L171 73H168L169 71H168V69H166V63L164 62L163 64H165V65H162V67L161 68H163V69H161L160 67L159 68H157L156 66H154L153 64L155 63V62H153V61H155V60H153L152 62L153 63H151L150 65L152 66H154V67H156V68H154V70L151 72V73H149V68H147V67H145V66H141V64L143 65V63L145 64V62H141L140 61V63H139V56H138V54L140 53V52H137L138 54H134V55H132V54H130L129 52H127V55H129V56H127V57H129V58H126L125 56H124V54L126 53H123L122 51H121V54L124 56V58H123V56L120 54V52L118 53V52H115L114 50H116V48L118 49V47H116L115 46V44L116 43H118V41L116 40V39H114V41H113V38H109V36H107V37H105V35L103 36V35H100V34H98V33H94L93 34V32H95V31H91L92 32V34H90V36H92L91 37V39L92 38H94V41L93 40H91V39H89L90 37H88V35H89V33L87 34L85 31H84V29H82L83 27L85 28V30L87 31L88 29H87V27L86 26H84V22L82 23V22H80L79 24H75V22L72 20V23L74 22V24L75 25H73L74 27H75V29H74V27H73V29H72V24H68V25H71L70 26V28H71V30H73V31H71L69 28H66L67 29V31H66V29H64L65 27L63 26V25H61L62 23H61V21H62V19L60 20L57 16H58ZM66 15V16H67ZM211 15V14H210ZM210 15H209V17H210ZM213 15V14H212ZM60 16V15H59ZM218 16H220V14L218 13L217 14V16H215L214 15V19L215 20H217L216 22H217V24H219V27H221L222 28V25H221V18L220 17H218ZM25 17V18H24ZM35 17V18H34ZM58 18L60 21H55V22H52V21H54V18ZM75 17H77V18H80L81 20L80 21H78V19L76 18L75 19ZM47 18V17H46ZM70 18V19H69ZM211 18L213 19V17L211 16ZM57 19V20H58ZM86 19V21L87 20H89V19H87V18H85ZM202 19H204L203 17H202ZM213 19V20H214ZM23 20H25V21H23ZM38 20H36V21H38ZM43 20V19H42ZM26 21H27V23H26ZM51 21V22H50ZM64 21H62L63 22V24H64ZM83 21H85V20H83ZM57 22L59 23L58 25H57ZM218 22H220V23H218ZM38 23V22H37ZM83 24L82 26L80 25V24ZM246 23L247 22H243V26L244 25H246ZM25 26H23V25ZM36 24V23H35ZM65 24V25H66ZM20 25V26H19ZM36 25H38V24H36ZM62 26V27H60V26ZM80 25L81 27H80V31H78V29H76V28H78V26ZM209 25H211V26H213V24H209ZM77 26V27H76ZM91 26H92V28H91ZM237 25H235V24H230L229 26L227 25V32H223V36H222V31H221V29L218 27V25H217V27L218 28H216V30H215V37H216V39H222V40H227L228 38L230 39L231 38V40L233 39L232 37H234L235 35H236V37L234 38V39H236L237 38V34H235L236 32H237V30H239V27L237 26ZM53 27H55L54 28V31H55V29H56V31L58 32L59 30L61 31V33H62V31H66V32H64V33H67V32H70V34L71 35H73V37L71 36V35H68V39L67 38H65V34H64V41L63 42H61V41H59V40H61L58 36H60V35H55V36H57L56 38L54 37H52L53 39H51V35H50V30L51 31H53ZM58 29H57V28ZM233 28H234V30H233ZM224 29V28H223ZM222 29V30H223ZM28 30H29V28H28ZM68 30H70V31H68ZM76 30V31H75ZM83 30V31H82ZM39 31H41V32H44V33H41V32H39ZM53 31V32H54ZM56 31H55V33H56ZM82 31V32H81ZM226 31V30H225ZM236 31V32H235ZM33 32V31H32ZM50 32V33H49ZM52 32V34H54ZM78 32H79V34H78ZM26 33V34H27ZM31 33V34H30ZM49 33V34H48ZM60 32H58V33H56V34H59ZM231 33V34H230ZM40 34H41V36H40ZM63 34V33H62ZM67 34H69V33H67ZM75 34V35H74ZM84 34H87V35H84ZM235 34V35H234ZM238 34H239V32H238ZM264 33H259V34H256V37L258 38V39H260V38H264V35H263ZM28 35V34H27ZM32 35H34V36H32ZM48 35V36H47ZM85 36V37H83V36ZM230 35H233V36H231L230 37ZM40 36V37H39ZM45 36L46 37H48L47 39H49V40H44L43 38H45ZM50 36V37H49ZM72 38H71V37ZM103 36V37H102ZM255 36V35H254ZM43 37V38H42ZM66 37H67V35H66ZM80 37V38H79ZM40 38H42L43 39V41L40 39ZM61 38L63 39V37L61 36ZM77 39V40H75V39ZM46 39V38H45ZM58 39V40H57ZM71 41H70V40ZM73 39V40H72ZM97 39V38H96ZM99 39H100V37H99ZM228 39V40H229ZM32 40H30V41H32ZM83 40V41H82ZM103 40H101V43H103L102 41ZM110 40H112V41H110ZM230 40V41H231ZM49 41V42H48ZM75 41H77V42H75ZM89 41V42H88ZM91 41V42H90ZM250 41H252V40H250ZM249 41V42H250ZM253 41L256 43L258 40H254L253 39ZM69 42V43H68ZM70 42H71V46H70ZM82 42V43H81ZM97 42V41H96ZM95 42V43H96ZM99 42H100V40H99ZM112 42V43H111ZM50 43H52V44H50ZM62 43V44H61ZM66 43H68V44H66ZM75 43H76V45H75ZM114 43V44H113ZM246 44H248V42H245ZM64 44V45H63ZM112 44H113V47L115 48L114 50L112 49L113 47H112ZM252 44H254L253 42H252ZM49 45H51V46H49ZM55 45V46H54ZM66 45V46H65ZM73 45H75V46H73ZM81 45V46H80ZM118 45H119V43H118ZM50 47V49H51V47H52V51L50 50V49H47V47ZM77 46H78V48H77ZM88 46H89V48H88ZM262 46H264V44L262 45ZM45 47H46V49H45ZM98 47V46H97ZM101 47V48H102ZM61 48V49H60ZM66 50H65V49ZM68 48H70V49H68ZM77 48V49H76ZM92 48V49H91ZM100 48V47H99ZM100 48V49H101ZM53 49H56V50H53ZM64 49V50H63ZM68 49V50H67ZM91 49V50H90ZM121 49H123V47L121 48V47H119V49H118V51L119 50H121ZM101 50V51H102ZM54 51V52H53ZM91 51V52H90ZM93 51V53L95 54V52ZM104 51H105V53H104ZM112 51V52H111ZM124 51H125V49H124ZM45 53L47 52V51H44ZM65 52V53H66ZM96 52V53H97ZM43 53V52H42ZM42 53H41V55H42ZM49 53V54H50ZM60 53V54H59ZM77 53V54H76ZM82 53V52H81ZM92 53V54H93ZM115 53H116V55H115ZM58 54V55H57ZM64 54V53H63ZM72 54V53H71ZM70 54V55H71ZM92 54H91V56H92ZM73 55V54H72ZM82 55V54H81ZM80 55V56H81ZM119 55V57H117ZM126 55V54H125ZM131 55V56H130ZM137 55V56H136ZM65 57H66V54L64 55ZM64 56L62 55V57H61V59H58L57 60V62L55 61V63H57V65L58 64H60V63H58L59 62V60H63L64 59ZM168 56V55H167ZM54 57V58H55ZM138 59H137V58ZM165 57H166V55H165ZM58 58H60V57H58ZM63 58V59H62ZM106 58V59H105ZM65 59H67V58H65ZM72 59V60H71ZM87 59H89V61H91V62H86L85 60H87ZM126 59H127V63H128V61H129V64H127V63H124V62H126ZM134 59H137L138 60V62H137V60H134ZM167 59L168 58H166L165 59V61H167ZM118 60H119V62H118ZM132 60V61H131ZM164 60V59H163ZM60 61V62H61ZM66 61H69V60H66ZM88 61V60H87ZM122 61V62H121ZM136 61V62H135ZM86 62V63H85ZM118 62V63H117ZM134 62V63H133ZM87 63H89L88 65H86ZM91 63V64H90ZM95 63V65H94V67H93V65L92 64H94ZM97 63H99L98 64V68H99V70H98V68L96 67L97 65ZM120 63H121V65H120ZM123 63V64H122ZM82 64V65H81ZM130 64H131V67L132 68H129V66H130ZM134 64H139V66H137V65H135V67L137 66L138 68V70L136 69L135 70V67H133L134 66ZM128 65V66H127ZM155 65H157V63L155 64ZM159 65V64H158ZM84 66V67H83ZM86 66V67H85ZM88 66V67H87ZM161 66V65H160ZM165 68H164V67ZM167 66H168V64H167ZM263 65L262 64H260V65H252V67H250V68H248L247 69V71H248V74L246 75V76H244L243 78H242V80H243V83H242V85L243 86H245V87H247L251 92H255V90L256 89H258V87H257V83L258 82H260V84H262L263 85V87H264V66L262 67ZM90 67V68H89ZM93 67V68H92ZM128 67V68H127ZM141 67H143V71L145 72V74L147 73L148 75V77L150 78V79H152L153 77H154V72H155V70H156V72H155V79H156V74H158V73H160V74H158V76H157V79L154 81L153 79H152V81H154V82H152V81H147L148 83H146V85H145V83H144V81H142V80H144V76H145V74H143L144 76H141V74H140V72H139V69L141 68ZM145 67V68H144ZM92 68V69H91ZM85 69H86V71H85ZM90 69V70H89ZM127 69H129V70H127ZM159 69H160V71L162 72V74H161V72L159 71ZM166 71H165V70ZM98 70V73L96 72ZM102 70H100V71H102ZM158 70V71H157ZM180 70H178V71H180ZM90 71V72H89ZM93 73H92V72ZM146 71H148V72H146ZM86 72H87V74H86ZM139 72V73H138ZM165 72H167L168 74V76L166 77V73L164 74ZM171 72V71H170ZM175 72H176V70H175ZM186 72H188V73H186ZM263 72V73H262ZM89 73H92V74H89ZM94 73V74H95ZM179 73L182 75V76H180L179 75ZM89 74V75H88ZM93 74V76H92V78L93 77H96L95 75ZM111 74V75H110ZM136 77H138L139 78V80H138V78H137V80H136V78H135V76ZM138 74H140V76H138ZM175 74H178V75H176L175 76ZM100 75V76H99ZM106 75V74H105ZM105 75H104V77H105ZM152 75V76H151ZM163 75V76H162ZM165 75V76H164ZM79 76H82V78L81 77H79ZM99 76V77H98ZM110 76H112V77H110ZM115 76H117V74H115ZM134 76V77H133ZM146 76V79H148V77ZM151 76V77H150ZM229 76H230V78H229ZM104 77H103V79L101 80V81H103L104 80ZM106 77H105V79H106ZM131 79H129V78ZM143 78V79H141L140 80V78ZM165 77V78H164ZM79 78H81V79H79ZM134 78H135V80H134ZM166 78L169 80L168 82H170V83H168L167 82V84H165V86L167 85V86H169V85H171V87H173L172 89H170V87L169 88H167V86H166V88L165 89H169L170 91L171 90H173V91H166V92H163V91H161L162 90V88L164 89V87L165 86H163V81H165L166 82ZM121 79V80H120ZM130 80V81H128L129 82V87L131 86V84L133 83V80L135 81L134 82V84H132V92L130 91L131 90V88L129 89V87L128 86H126L127 84H128V82H127V80ZM189 79H190V77H189ZM114 80V81H115ZM161 80H163L162 81V83H161ZM91 81H93L92 83H91ZM121 81V82H120ZM124 83H123V82ZM132 81V83H130ZM141 81V85L143 86H141L140 85V87L141 88H143V90L145 89V87L146 86H148V84L149 83H151L152 85H156V86H154L155 88H156V90H155V88L154 87H152L151 85H149L148 87H146L147 89L151 86L152 88H149L150 89V91H152V92H150L149 91V89H148V91H146L147 89H145L144 91H146V93H147V95L149 94V102L151 101V99H153L152 98V96H153V94L152 95H150V93H154V99H155V95H157V97H156V100H153L152 102H148V100H146V98H147V95L145 94V92L143 93V91H141V88L139 87V82ZM250 81L252 82V84L250 83ZM99 82V81H98ZM106 82V81H105ZM160 82V83H159ZM164 82V83H165ZM179 82V85L181 84L182 86L180 87L181 88V93L180 92H176V90L178 89L179 91H180V88H179V85L177 84L176 85V83H178ZM82 83V82H81ZM143 83H144V85H143ZM183 83V84H182ZM193 83V82H192ZM126 84V85H125ZM160 84H162V87H161V89H160V91H159V86H160ZM196 84V83H195ZM251 84V85H250ZM74 85V84H73ZM252 85H254V87L252 86ZM78 86V87H79ZM91 86V87H90ZM123 86H124V88H123ZM134 86V87H133ZM177 86H178V88H177ZM221 86V87H220ZM90 87V88H89ZM96 87H98L99 89H100V91L103 93V95L101 94V92H100V95H101V98H100V95H95L94 96V94H96V92L97 91H99ZM103 87V86H102ZM128 87V88H127ZM137 87V88H136ZM85 88V87H84ZM89 88V89H88ZM104 88V87H103ZM129 89L128 91L129 92H131V94H129L128 93V91H127V89ZM133 88H136L137 90H136V93H135V89H134V91H133ZM154 88V89H153ZM200 88V87H199ZM199 88H196V90H197V92L199 91L198 89ZM126 89V90H125ZM152 89V90H151ZM165 89H164V91H165ZM184 90V92H183V90ZM193 89V90H192ZM95 90H96V92H95ZM103 90V89H102ZM123 90V91H122ZM141 91L139 94H141L140 96H142L143 97V99H145V101L148 103H146L145 104V106H143V103H141V104H139L140 103V101L141 100H143L142 99V97H140L139 96V94H138V92L139 91ZM177 90V91H178ZM185 90L188 92V94H186L185 93ZM207 90V91H206ZM211 90H213V91H211ZM124 91L125 92H127L126 94L124 93ZM156 91H157V94H155L156 93ZM95 92V93H94ZM104 92H105V94H106V96L104 95ZM120 92V93H119ZM161 92V93H160ZM163 92V93H162ZM168 92H170V94L168 93ZM172 92H173V94H172ZM210 92H211V96H213V97H211V96H209V94H210ZM77 95H76V94ZM133 93V94H132ZM135 93V94H134ZM159 93V94H158ZM174 93H177L176 95L174 94ZM183 93V94H182ZM184 93H185V95H184ZM3 95H4V93H2ZM89 94H87V95H89ZM98 94V93H97ZM108 94H110L109 95V97L107 98V101L109 102V103H106L105 101H104V99H106L105 97H107L108 96ZM138 94V95H137ZM145 94V95H144ZM169 94V95H168ZM178 94H180V96H181V94H182V97L180 98V100H182V101H186L188 98H189V95L190 96H192V101H193V97H195L197 100H199L198 101V104H197V100H196V102L194 101V103H195V105L196 106H194V103H191V102H189V104L191 103V104H193V105H191V106H193L192 108H190L189 110L187 109V108H189V105H187L188 107L187 108H185V106H186V103L188 104V102H185V103H183V104H185V106L183 107V108H181L182 109V111H181V109H179V107L177 106V105H179L177 102H178V98L177 97H180ZM130 95H133V96H130ZM166 95V96H165ZM176 96V99H174L172 96ZM186 95L188 96V98L187 99H183V98H186ZM96 96H99V98L97 99L96 98ZM138 98V97H140L141 99L139 100V99H137L136 97ZM144 96H145V98H144ZM150 96H151V98H150ZM170 96V97H169ZM185 96V97H184ZM206 96H209V98L208 97H206ZM74 97V98H75ZM80 97H78V98H80ZM116 97H118V95L116 96ZM133 97V98H132ZM162 97H164V99H163V101H161V99H162ZM207 99H206V98ZM210 97H211V99H210ZM77 98V99H78ZM123 98L125 99H127L130 103H131V107H128V106H126V104L123 102ZM159 98H161V99H159ZM172 100H171V99ZM191 98V97H190ZM190 98L188 99V100H190ZM222 98V99H221ZM76 99V98H75ZM77 99H76V101H77ZM81 99V98H80ZM80 99H78V101H80ZM88 101V103H85V101L86 100ZM99 99H100V101H99ZM131 99V100H130ZM139 100V105H142V106H140V107H142V108H140V109H138L139 107H138V104L135 106L133 103H134V101H135V103L136 102H138L137 100ZM168 99V100H167ZM206 99V100H205ZM72 100H74L73 98H72ZM133 100V101H132ZM175 100V101H174ZM176 100H177V102H176ZM179 100V101H180ZM187 100V101H188ZM190 100V101H191ZM201 100L202 101H204L205 103H204V105L203 104H199V102H201ZM220 100V101H219ZM77 101V102H78ZM95 101H96V104H95ZM113 101V104H115L116 103V106H114V105H112V104H110L111 102ZM89 102H91V103H89ZM98 102V103H97ZM100 102V103H99ZM101 102H104V103H106V104H104V103H101ZM115 102V103H114ZM123 102V103H122ZM142 102V101H141ZM75 103V102H74ZM94 105H93V104ZM119 103H121V104H119ZM155 103H157L156 105H154ZM177 103V105H176V107H175V104ZM78 104V103H77ZM80 104V105H81ZM86 104V105H85ZM87 104H88V108H89V106L90 105H92L91 107V109L89 108L88 110H90V112L87 110V108H86V106H87ZM90 104V105H89ZM104 104V106H102ZM117 104H119V105H117ZM149 104H152V105H150L149 106ZM167 104V105H166ZM2 105V104H1ZM0 105V108H3L2 106L4 105H2L1 106ZM96 105H98V107L96 106ZM109 105V106H108ZM133 105L138 109L137 111H136V109H135V107L133 108ZM162 105V106H161ZM165 105H166V109H165ZM201 105H203V106H201ZM230 105H232L233 106V108H234V110L232 109V106H230ZM262 105L264 106V102L262 103ZM74 106V105H73ZM73 106H72V108H73ZM75 106H76V103H75ZM75 106H74V109H75ZM78 106V105H77ZM96 106V107H95ZM114 106V107H113ZM149 106V107H148ZM152 106H155L156 108H157V116L156 117H153V116H155V113H153L155 110H154V107H152ZM180 106V105H179ZM181 106H182V103H181ZM190 106V107H191ZM205 106H206V108H205ZM7 107V106H6ZM17 107H18V105H17ZM79 107H81V106H79ZM96 108V111L97 110H99L100 108V111L101 112H103V109H104V112H105V118H106V120L105 119H101V120H99L100 118H98V115H100L101 116V118L103 117L102 115H104V113L102 114V113H99L98 114V112H95V108ZM107 107V108H106ZM168 107V108H167ZM175 109V111L173 110V108ZM178 107V108H177ZM196 107H199L200 109L199 110H197V108ZM203 107V108H202ZM9 108H11V109H8V107L7 108H4V109H2V110H0L1 112H3V113H9L10 112V114H14L15 112L17 113V115H20V111H19V109L18 110H16V109H12L13 107H9ZM15 108V107H14ZM18 108H20V110H21V107L19 106ZM147 108H150L149 110H147ZM152 108V109H151ZM155 108V109H156ZM178 110H177V109ZM79 109V108H78ZM78 109L76 110L77 112H78ZM85 109V110H84ZM92 109H94L93 111H91ZM107 109V110H106ZM110 109V110H109ZM117 110L118 109V111H119V113H123L124 112V114H126L125 115V117H124V115H122V114H120V115H122L123 117H120V115L118 116L117 115V117H119L118 119L116 118V115H114V116H112V117H115V119L118 121L119 119H120V121H121V124H119V125H116L115 123H113V128H114V130L115 131H117L116 132V134H118L117 136L119 137H117L116 136V134L115 133H113L115 136H113V134H112V132L111 131H114L113 129L111 130V126H112V119H110V117H109V115H108V113L110 114V113H114V112H116V113H114V114H117V111H114L113 112V110ZM120 109V110H119ZM135 109V111L136 112H134L133 110ZM161 109V110H160ZM168 109V110H167ZM170 109H172V110H170ZM186 109V112H184V110ZM192 109H195V110H192ZM202 109H204V112L205 113H203L202 111ZM206 109V110H205ZM211 109V110H210ZM233 111H235L234 113L232 112V110ZM8 111V112H6V111ZM13 110V111H12ZM16 110V111H15ZM123 112H122V111ZM127 110H129L128 112H127ZM141 110V111H140ZM145 110H147L148 112H146ZM152 110H154V111H152ZM189 112H188V111ZM192 110V111H191ZM208 110V111H207ZM17 111H19V113L17 112ZM86 111H87V115H88V117L86 116ZM106 111H107V114H106ZM109 111V112H108ZM136 114H134L133 112ZM143 111H145L144 113H143ZM160 111H163V112H165V114L163 113L161 116L159 115V113H160ZM168 111V113H166ZM170 111L172 112V113H170ZM182 113H181V112ZM200 111H201V114L202 115H200ZM0 112V113H1ZM13 112V113H12ZM77 112H74V114L76 113L77 114ZM129 112H131V115H132V113L135 115H132V118H131V115H130V113ZM151 114H150V113ZM194 113V115L192 114V115H190V113ZM15 113V114H16ZM90 113H93L94 114V116H93V114L91 115V116H93V117H97L96 118V120L98 119L100 122H102L101 124H99V122H98V120H97V122H96V120L95 119H92V117H91V120H89L90 118H89V114ZM98 115H97V114ZM118 113V114H119ZM129 113V114H128ZM137 113H139V114H137ZM143 115H142V114ZM147 115H146V114ZM180 113V114H179ZM188 113V114H187ZM198 113V114H197ZM9 114V115H10ZM73 114V115H74ZM79 114V113H78ZM96 114V115H95ZM112 114H110V115H112ZM146 116H148L149 117V120H148V117H146ZM149 114V115H148ZM154 114V115H153ZM161 114V113H160ZM170 114V115H169ZM172 114H174V115H172ZM182 114H184V115H182ZM185 114H186V116H185ZM232 114V115H231ZM1 115H2V113H1ZM17 115H15V116H17ZM72 115V114H71ZM80 115H78V116H80ZM137 115H139V117L137 116ZM151 115H153V116H151ZM164 115V116H163ZM177 115V116H176ZM179 115V116H178ZM224 115H226L225 117H224ZM99 116V117H100ZM127 116H129V117H127ZM165 117V118H163V117ZM172 116H174V117H172ZM176 116V117H175ZM189 116V117H188ZM209 116H206V117H208L209 118ZM89 118L88 120L86 119V118ZM103 117V118H104ZM107 117H109V118H107ZM127 117V118H126ZM134 117H136V118H134ZM141 117H142V119H144L145 117V121L144 120H142L141 119ZM144 117V118H143ZM151 117H152V119H151ZM170 117V118H169ZM171 117L173 118V120H175V122L173 123V125H171L172 123H171ZM205 117V119H207ZM224 117V118H223ZM66 118V119H67ZM82 118H83V120H82ZM157 118V119H156ZM176 118V119H175ZM68 119L67 120H64V122H66L67 124H68ZM81 119V120H80ZM110 119V120H109ZM114 118H113V121L115 120ZM127 119V120H126ZM132 119V120H131ZM150 119H151V122H152V125L150 126ZM153 119H155L154 121H157L158 119V122H156V125H154L153 123ZM169 120V121H166V120ZM204 119V118H203ZM210 119H208V120H210ZM13 120V121H12ZM94 120V121H93ZM107 120L109 121V122H107ZM116 120L114 121V122H116ZM137 120H139V122L137 121ZM141 120H142V123H141ZM184 120V119H183ZM195 120V119H194ZM220 120V121H221ZM1 121V120H0ZM3 121H4V119H3ZM16 121V122H17ZM80 121V122H79ZM85 121H89L88 122V124L90 123V125H92V126H90V130L88 129L89 128V126H88V124L85 126V129H88V130H85L84 129V127H82V126H84V123H85ZM144 121V122H143ZM159 121H162V122H160V123H165V122H169L168 124V126L170 127V125L171 126H174V125H176V126H179L178 128L179 129H176V131L174 130L175 129V127H173V129H172V127H170V128H168V129H170V131L172 132V130L174 131V132H172L173 133V136L174 137H176V134L177 135H181V137L179 136V140L181 139L182 140V142H181V144H183V143H185V145L188 147V146H190L191 145V143L192 142H196L197 144H196V146L194 145V143L192 144V145H194L195 147L193 148V149H195V150H197V148L199 149V150H197V152H194L195 150H193L192 149V147H190V149H189V147L186 149L185 148V150H186V152L188 151V153H190V150H191V153L190 154H188L187 153V155L189 156V155H192V153L194 152L195 153V157H194V153H193V157L195 158V159H197L198 160V158L200 159V157L202 158V160H203V158H205L202 154H204L205 153V151H204V142L206 143V146H205V148L206 149H208V154H206L205 156H206V158L205 159H208L207 158V155H210V156H212L214 159H212L211 157L209 158V160L211 159L213 162L214 161H217L216 163H218V162H220L221 163V165H220V163H218L220 166H223V167H221V169H222V172L221 173H224V175H225V179H223L224 177H221V179L222 180H224L226 183L225 184H230L229 185V187H226L225 186V184L223 185V187L222 188H229V189H225V191L229 194V195H231L230 196V201L229 200H226V197H227V199L229 198L228 196L229 195H227L226 193H225V191H224V193L227 195L226 197H225V202L226 203H224V201H222L221 199H220V197H219V195H220V192H222L223 190H222V188H221V191H220V187L221 186H219L218 184H223V182L224 181H220V183H217V177H218V175H220V176H222V174H217V175H215L214 173H215V171H212V170H209V168L207 167V166H210V164H211V166H210V169H211V167H213V170L215 169V165H216V168L218 169L217 170V172L218 171H220L219 170V168H220V166H217V164H215V165H213L212 166V164H214V163H212V161H210L209 163H208V161L209 160H207V162L206 161H202L201 162V165L199 164L200 163V160H199V162H194L195 163V166H194V168L195 167H197L196 169H198V166H197V164L199 165V169H201V168H205L204 170H205V172L206 173H208V174H205V175H208V176H204L203 174L205 173H203V172H200L201 173V175H203L202 177H203V179H205V178H207V180L211 183V181L213 180H215L216 179V183H214L213 181H212V185H209V187H213L212 189H215V191L214 190H212L211 188H209L208 187V185H207V183H203V182H206V181H203V179L201 180V179H199L200 181H198L196 178H198L199 176H197V175H195L194 176V174L198 171H194V174L193 175H191V178H193V179H196L197 181H198V183H196L195 181H193V182H191V181H189V184L190 183H196V185L195 184H193L194 185V187L192 188L191 187V185H190V187L192 188H189V192H187L188 191V189H187V187L188 186H186V185H188V184H186V185H184V184H181V183H179V184H177V182L175 181V177H174V174L172 175V172H175L176 170H177V168L176 167H178V164H177V162H178V157L176 158V156L174 155V154H172L171 152H175V149H173L171 146L172 145H174L175 144V142L173 143L172 142V144H171V148H169V150H171V152L167 149V151H169L172 155H174V158H172V155L171 156H169L170 157V160L167 158V155H170V153H167V155L166 154H163L162 153V150H164L163 152L164 153H166L167 151H165L166 150V148H164V149H162L161 148V146H160V148H154L155 150H157V149H162L161 150V152L158 150V152L159 153H162L164 156H165V158H164V156H162L161 154H156L157 155V157L159 158V156L160 157H163V158H161V159H166L165 161H167L166 163H165V161H161V163H159L158 162V164H157V161H159L158 160V158L157 157H154L155 155V153H157V152H155L154 151V149L153 150H150L149 148H147V147H152V145H154V143L153 144H150L151 142H149V141H153V137H151V136H161V137H163V134H161L160 135V132L162 133V129H165V127H163L161 124H159L161 127H162V129L160 130V132L157 134V133H155L156 131H157V128H159L160 126H157L158 124L157 123H159ZM182 121V120H181ZM199 121V120H198ZM198 121H197V119L195 120V122L194 123H196V125H197V127H199V125H198ZM202 121V120H201ZM201 121H199V122H201ZM206 121V123H207V120H205ZM72 123V126H71V123ZM77 122V123H76ZM82 122H84L83 123V125L81 124ZM95 124H94V123ZM111 122V123H110ZM119 122V121H118ZM138 122V123H137ZM7 123V122H6ZM106 123H108V125L106 124ZM117 123V122H116ZM120 123V122H119ZM130 123H133V124H140L139 126L140 127H138V125H137V127H136V125H134V126H132L133 124H131V126L132 127H134V128H138V130H139V134H137V132H136V130L134 129L133 130V128L129 125ZM167 123L166 124H163L164 126H166L167 125ZM182 123V125H183V121L181 122ZM194 123H193V125H194ZM202 124L204 123V120H203V122H201ZM200 123V124H201ZM205 123V124H206ZM209 123V125H208V128H210V124H211V128L214 126L215 127V125L213 124V119L212 120H210V122H208ZM28 124H30V123H28ZM97 124V125H96ZM102 124H103V126H102ZM109 124H110V126H109ZM142 124H143V126H142ZM184 124V125H185ZM201 124V127L202 126H204V125H202ZM77 125H79L78 126V128H76V126ZM82 125V126H81ZM99 125H101L100 127H99ZM115 125V126H114ZM127 125V126H126ZM145 125H149V127L148 128H150V130H151V133L149 134L148 132H144V131H149L150 132V130H148V128L145 126ZM207 125V124H206ZM9 126V125H8ZM75 126V127H74ZM105 126H106V128L107 129H104L105 128ZM116 126H118L117 128H115ZM147 128H145V127ZM154 126V127H153ZM156 126H157V128H156ZM12 127V128H11ZM93 127V128H92ZM97 127V128H96ZM125 127H127V128H125ZM128 127H129V129L130 130H133V131H135L136 132V134H137V136H135L136 134H135V132H130L129 130H128ZM142 127H144V129L142 128ZM185 127H187V126H185ZM189 127V126H188ZM187 127V128H188ZM195 127V126H194ZM213 127V128H214ZM9 128V127H8ZM99 128V129H98ZM122 128L125 130V132H128V134H129V136L127 137V133H125L126 134V137H127V142H126V138H125V134H123L124 133V131L122 132ZM132 128V129H131ZM140 128V129H139ZM212 128V129H213ZM18 129V130H17ZM85 131H84V130ZM103 129H104V131H106V130H108L109 129V131H110V133L108 134V133H106L108 136H109V139L110 140H108L106 137L107 136H105L104 137V134H100L99 133V131L101 132V130H102V133H103ZM172 129V130H171ZM183 129H185L186 131H187V133L186 134H184V130ZM198 129V128H197ZM32 130H34V132L32 131ZM58 130L55 132V133H57L58 132ZM97 130V132H95ZM128 130V131H127ZM144 130V131H143ZM155 130V131H154ZM158 130V131H159ZM166 130V129H165ZM165 130H163V133H165L164 131ZM177 130H179V131H181V132H183V133H181L180 134V132H178ZM190 132H189V131ZM193 130V131H192ZM200 130V129H199ZM141 131V132H140ZM154 131V132H153ZM169 131V130H168ZM168 131H167V135L168 134H170V133H168ZM221 131V133H223L224 131H222V129L220 130ZM61 132V131H60ZM78 132V133H77ZM91 132H93V133H91ZM122 132V133H121ZM179 134H178V133ZM190 133V135L191 134H194V138L196 139L197 138V140L195 141L194 140V138H193V140L194 141H191L192 140V138H191V140L189 139V133ZM191 132H193V133H191ZM71 133H75V135L74 134H71ZM77 133V134H76ZM97 133H99V134H97ZM132 133H134L135 135L134 136H130ZM141 133V134H140ZM143 133V134H142ZM144 133H148V135H144ZM154 133V134H153ZM172 133H171V135H172ZM174 133H176V134H174ZM70 134V135H69ZM86 134V135H85ZM94 134V136H93V138L91 137L92 135ZM99 135V136H97V135ZM110 134H112L111 136L113 137H111L110 136ZM123 134V135H122ZM153 134V135H152ZM196 134H197V136H196ZM53 135V134H52ZM61 135V136H60ZM68 135H69V137H68ZM103 135V136H102ZM121 137H120V136ZM139 135V136H138ZM145 136V139H144V136ZM188 135V136H187ZM85 136H88V138L87 137H85ZM95 136H97L98 138L101 136V137H103V138H106V140H104L105 141V143H110L111 142V140L113 139V140H115L116 139V144H117V142H118V144L116 145L115 144V142L114 141H112V142H114V144L111 142V144H110V148H111V145L113 146V149H114V147H115V149L110 153V155H108V152H107V150H105L106 152H107V154H106V161H108V159H109V162L108 163H110V161H111V164L110 165H112V161H116L117 159H116V157L115 156H117V155H115V154H117V150H118V148H119V150H118V152L120 153V154H122L123 155V153L122 152H124L125 153V155L124 156H126V152H127V155H130V154H132L131 155V157L133 156V157H135V158H133V159H137L136 157H138L139 159L141 158H143V162L144 163H141V160H139V163H141V164H139V163H137V165L138 166H135V168L134 169H136V167H137V170H134L133 168H131V166H133V165H129V163H128V165L130 166L129 167V169H133V171L131 170L130 172H128L129 171V169L126 171L125 169V167H126V165H123V164H121V162H125V164H127L126 162H130V161H127V160H125L127 157H128V160H129V156H126V158L125 157H123L124 158V160H120V159H118L119 161H121V162H116V164H117V166H119V167H114V166H116V164L113 166L114 167V170H118L119 172H117V171H115L114 172V175H115V173H116V175L118 176V177H116V175L113 177V182H112V187H109L110 189H109V196H103L102 197V194L103 193H105V192H103V193H101L100 191V193H101V195H100V193L97 191V190H94V189H97L96 187H94L95 185H93L94 183L93 182H95V181H93V179L90 177L91 176V172L90 171H84L81 167H79L78 165H76L75 163H74V158L73 157H71V156H73L72 155V153H73V150L76 148V149H78L77 147L79 146V148L82 146V148L84 149V147H86L87 148V146L88 147H90L91 146V144H89L88 145V143H86L88 140L87 139H89L90 140V138H91V140L90 141H92V139H95L96 137ZM146 136L148 137V140H147V138H146ZM150 136V137H149ZM154 136V137H155ZM170 136V135H169ZM173 136H170V141L174 138ZM192 136V135H191ZM200 136V137H199ZM7 137V138H6ZM62 137V138H61ZM112 139H111V138ZM114 137H115V139H114ZM124 137V138H123ZM138 137H141V138H138ZM159 137H155L156 139L157 138H159ZM161 137L159 138V140H158V142L160 141L161 142V140H163V139H161ZM166 137V133H165V135H164V138ZM186 137H187V139H186ZM61 138V139H60ZM87 138V139H86ZM121 138H123V139H125V141L123 140L122 141V139ZM129 138H134L133 139V142H128V139ZM135 138L137 139V140H135ZM150 138H152L151 140H150ZM155 138H154V141H156L157 142V140H155ZM172 138V139H171ZM97 139V138H96ZM120 141H119V140ZM130 139V140H131ZM138 139H140V141L138 140ZM166 139V138H165ZM168 139V140H169ZM175 139V138H174ZM185 139L187 140L186 142H184L185 141ZM202 139V140H201ZM85 140H87L86 142H85ZM100 140H102V138L101 139H97V144L98 145H101V144H99V142H100ZM108 140V141H107ZM143 140V141H142ZM177 140V139H176ZM191 142H190V141ZM90 141H88V142H90ZM135 141H137L136 143H135ZM148 141V142H147ZM164 141V140H163ZM166 141H167V139H166ZM166 141H164V142H166ZM178 141V140H177ZM198 141V142H197ZM199 141H201L200 142V146L203 148L202 150H201V147L199 146ZM92 142H96V141H92ZM122 142H124V144L122 143ZM126 142V143H125ZM148 144H147V143ZM155 142V143H156ZM157 142V144L159 145V143ZM180 142V141H179ZM65 145H64V144ZM67 143V144H66ZM87 145H86V144ZM104 142H102V146H105V147H102L101 146V148H106V145H104L103 144ZM141 143V144H140ZM167 143V142H166ZM177 143V142H176ZM186 143H188V144H190V145H187ZM68 144H71V145H68ZM133 144H138V146H136L135 145V147H136V150L139 148V150H137L138 151V153H137V151L135 150L134 151V149H135V147H134V145ZM146 144V145H145ZM161 144V143H160ZM162 144H163V142H162ZM161 144V145H162ZM72 145H74L73 147H72ZM86 145V146H85ZM96 145V144H95ZM125 145H126V147H125ZM133 145V146H132ZM143 145H144V147H143ZM149 145V146H148ZM158 145H155V146H157L158 147ZM170 145V143H169V141H168V145L167 146H169ZM175 145H177V144H175ZM175 145L173 146V147H175ZM180 145V144H179ZM185 145H183V148H184V146ZM203 145V146H202ZM69 146H71V148H72V151H68V150H71V148L70 149H68L69 148ZM119 146V147H118ZM120 146L122 147V148H124V149H122V148H120ZM129 146V147H128ZM141 146V147H140ZM155 146H153V147H155ZM163 146H165V147H167L166 146V144L164 145L163 144ZM178 146V145H177ZM185 146V147H186ZM91 147H93V149H94V147L95 146H93V144H92V146ZM100 146H97V147H95L96 149H97V151L99 150H101V148H99ZM109 147H107V148H109ZM118 147V148H117ZM132 147V148H131ZM138 147V148H137ZM152 147V148H153ZM179 147H181L182 148V146H179ZM200 147V148H199ZM99 148V149H98ZM143 148H145L144 150V152H148V150H149V152L151 153V151H153L150 155L147 153V157H148V155H149V157L147 158L146 156H145V153H144V156L147 158H145L146 159V161H148L147 163H148V165H149V163L151 164L150 166H148L147 164H146V162H145V160H144V156H143ZM176 149H177V147H175ZM65 151H64V150ZM68 149V150H67ZM103 149V150H104ZM123 150L122 152H120V150ZM132 149V150H131ZM146 149H147V151H146ZM64 152H63V151ZM126 150H128V151H126ZM130 150H131V152H130ZM178 150H180V149H178ZM183 150L184 149H182V152L181 153H184L183 152ZM184 150V151H185ZM200 150L202 151L201 152V154H199V156L200 157H197V155H196V153H198V151H199V153H200ZM225 150V151H224ZM66 151H68L67 153H66ZM110 151V150H109ZM116 153H115V152ZM223 151V152H222ZM101 152H102V150H101ZM104 152V151H103ZM137 153L136 155L137 156H135L134 155V153ZM140 152H142V154H140ZM180 151H177V153H179ZM105 153V152H104ZM112 153H113V155H112ZM118 153V154H119ZM128 153H130V154H128ZM154 153V154H153ZM224 153V154H223ZM9 154V156L7 157L8 159H4L3 157L5 156V155H8ZM186 154V153H185ZM151 155H152V157H151ZM159 155V156H158ZM263 155H264V153H263ZM141 156V157H140ZM6 157V156H5ZM69 159H68V158ZM118 157H122V156H118ZM130 157V158H131ZM154 157V158H153ZM191 157V156H190ZM193 157H191L192 159H193ZM197 157V158H196ZM209 157V156H208ZM70 158H72V160H70ZM130 159V160H132V163H130V164H134L133 162L135 161V160H133V159ZM150 158H153V159H150ZM5 160V161H3V160ZM115 159V160H114ZM174 160V161H172V163L174 162V165L172 164V166L170 165L171 164V160ZM195 159H193V161L195 160ZM156 162H155V161ZM150 161V162H149ZM168 161H170L169 163H168ZM192 161V162H193ZM222 161H223V163H222ZM234 161H235V164H234ZM72 162V163H71ZM137 162H138V160H137ZM227 162V161H226ZM68 163H70V164H72V165H74L73 167H71V165L69 164L68 165ZM136 163V162H135ZM167 164L168 163V167H170V168H172V170H173V168L175 169L176 168V170H169L170 168H166L167 166L165 165V164ZM175 163L177 164V165H175ZM230 163V164H229ZM119 164H121V165H123L122 167H121V165H119ZM144 164L145 165H147V166H144ZM157 164V165H156ZM202 164H203V167H201L202 166ZM204 164H206V166H204ZM209 164V165H208ZM134 165H136V164H134ZM156 165V169H154V166ZM170 165V166H169ZM225 165V166H224ZM227 165H231V167H233V168H231V170L230 169H228V167H227ZM237 167H235V166ZM68 166V168H65V167H67ZM79 167V168H74V167ZM125 166V167H124ZM164 166H165V169H167L168 171L166 172L167 173V175L169 176H167L166 174L164 175V174H162L163 172L165 173V170L163 171V169H164ZM174 166H176V167H174ZM254 166V165H253ZM252 166V167H253ZM139 167V168H138ZM142 167H144V169L146 168L147 170H144V172L145 171H147L145 174H143L144 172H143V169H142ZM160 167H161V169H160ZM192 167H193V164H192ZM201 167V168H200ZM226 167V168H225ZM236 169H235V168ZM72 168L74 169V170H72ZM122 168L124 169V171H122ZM140 168L142 169V170H140ZM151 168V169H150ZM152 168H153V171L151 172V170H152ZM163 168V169H162ZM209 170V172H208V170ZM239 168V169H238ZM68 169V170H67ZM119 169H121V171L119 170ZM158 169V170H157ZM228 169V170H227ZM236 171H234V170ZM249 169V168H248ZM250 169H251V167H250ZM194 170V169H193ZM203 170V169H202ZM238 170L240 171H242L243 173L245 172L246 173V175H243V173L242 172H238ZM136 171V172H135ZM170 171V172H169ZM200 171V170H199ZM210 171H212V173H210ZM226 171H228L227 173H226ZM234 171V172H233ZM90 172V173H89ZM135 172V173H134ZM140 172H142V174H139ZM161 172V173H160ZM214 172V173H213ZM230 172H231V174H230ZM232 172H233V174H232ZM257 172V173H256ZM93 173V172H92ZM119 173H121V174H119ZM128 173H130V176H132L133 174H134V176L135 175H139V177L138 176H136L135 178H137L138 177V179L136 180V179H134L133 180V178L134 177H129V175H127ZM158 173V175L156 176V174ZM160 173V174H159ZM176 173V172H175ZM198 174H199V172H197ZM196 173V174H197ZM209 173L212 175V174H214L215 175V177H214V175H212L211 177H210V175H209ZM229 173V174H228ZM236 173H239L238 175H239V177H238V175L236 174ZM242 173V174H241ZM244 173V174H245ZM119 174V175H118ZM156 176V177H154V175ZM162 174V175H161ZM248 174H250V175H248ZM256 174L258 175V176H256ZM92 175H95L94 173L92 174ZM201 175H200V178H202L201 177ZM234 175H236V177H234ZM247 175H248V177H247ZM160 176H161V178H160ZM179 176H182V174H180V175H178L177 177H178V182H180V180H183V179H181V178H183L184 177V175H183V177H179ZM194 176V177H193ZM197 176V177H196ZM217 176V177H216ZM243 176H246L247 177V179L250 181L251 179H252V181H250V183L249 182H247L248 180L246 179V177H245V180H244V178H243ZM254 177L255 178V180L253 179V178H251L250 179V177ZM256 176V177H255ZM89 177V178H88ZM116 177V178H115ZM129 177V178H128ZM147 177V178H146ZM168 177V178H167ZM172 177H174V178H172ZM177 177H176V180H177ZM196 177V178H195ZM229 177H232V178H229ZM87 178V179H86ZM115 178V179H114ZM131 178V179H130ZM143 178H146L145 180L147 181H145ZM154 178H157V179H154ZM158 178H159V181H158ZM165 178V179H164ZM180 178V179H179ZM213 178H215V179H213ZM258 180H257V179ZM121 179V180H120ZM126 179H128V181L126 180ZM153 179H154V181H157V182H154L153 181ZM167 179V180H166ZM172 179H174V180H172ZM187 179V175L185 176V180ZM212 179V180H211ZM218 179H220V178H218ZM220 179V180H221ZM228 179H229V181H228ZM126 180V181H125ZM131 180H133V181H131ZM139 180V182L138 183H140L139 185L140 186H142L141 188H143V187H145V186H143V185H149V186H153L152 188V190H151V188H150V190H148L147 188H145L147 191H151V192H153V191H155V192H153L152 194H151V199H152V197L155 199H148L149 200V202L150 201H152V202H150V203H147L145 200L146 199H143L142 200V198H141V200H140V198L138 197L139 195L137 194V192L135 193L134 191H136L135 190V188H134V184H131L132 182L134 183H136V187L137 186H139L138 185V183L136 182V181H138ZM142 180V181H141ZM163 180H165L164 182H163ZM170 180H172V181H170ZM185 180H183V183H185L184 181ZM188 180H189V177H188V179L186 180V183L188 182ZM191 180V179H190ZM211 180V181H210ZM237 180H239L240 182H238ZM243 180H244V183H243ZM247 180V181H246ZM261 180V181H260ZM92 181V182H91ZM129 181H131V183L129 182ZM144 181V182H143ZM168 181L170 182L169 184H168ZM203 181V182H202ZM235 181H237L238 183H240L241 184V186L239 187V189H237L238 188V185H237V183L235 182ZM254 181V182H253ZM115 182V183H114ZM123 182V183H122ZM126 182V183H125ZM142 182V183H141ZM162 182V183H161ZM176 184H175V183ZM182 182V181H181ZM202 182V186H203V184H204V186L205 185H207V186H205V187H208L209 189H208V191H210L212 194H213V198H214V201H217L218 199H217V197H219V201H217V204L215 205V209H214V206H211L210 208H212L211 209V211L212 212H209L208 214H207V212H208V210L210 209L209 208V205L208 204H210V205H213V203L215 204L216 202H211V201H209V202H211V203H202V202H204V201H197V198L199 199L201 196H199V194H196V196H195V193L194 192H197V190L199 189V187H196V186H198L197 184H200ZM219 182V181H218ZM232 182V183H231ZM250 184V186H246L247 184ZM114 183V184H113ZM156 183V184H155ZM243 183V184H242ZM257 183H258V185H257ZM262 183V184H261ZM87 184V185H86ZM129 184V185H128ZM162 184V185H161ZM177 186V187H175V189L173 188L175 185ZM234 184V185H233ZM246 184V185H245ZM253 184V185H252ZM256 184V185H255ZM90 185L92 186V187H90ZM120 185V186H119ZM154 185H160L159 187L158 186H155L154 187ZM167 187H166V186ZM172 185H173V187H172ZM237 185V186H236ZM139 186V187H140ZM146 186V187H147ZM148 186V187H149ZM169 186V187H168ZM201 186V187H202ZM204 186H203V188H204ZM225 186V187H224ZM232 186H234V187H232ZM243 186H244V188H243ZM252 186H253V188H252ZM133 187V188H132ZM173 189H172V188ZM196 187V188H195ZM236 187V188H235ZM131 188V189H130ZM141 188H139V189H141ZM169 188L171 189V190H169ZM203 188H201V189H203ZM86 189H88V190H86ZM93 189V190H92ZM115 189V190H114ZM117 189V190H116ZM132 189H134V191L132 190ZM137 189V188H136ZM139 189H137V190H139ZM145 189H142L143 191H144V197H147V194L145 195V193H147L146 192V190ZM164 189H165V191L166 192H164ZM186 190L187 189V193L185 192V194L183 193V195H185V196H180V195H182V193H180L182 190ZM191 189V190H190ZM218 189H219V192H218V194H217V192L216 191H218ZM248 189V190H247ZM142 190H139L140 192L142 191ZM168 190V191H167ZM174 190V191H173ZM184 190L182 191V192H184ZM194 190H196V191H194ZM239 191V192H237V193H240V196H239V194H237L236 193V191ZM131 191V192H130ZM159 191V192H158ZM161 191V192H160ZM200 192H201V194L200 195H203L204 193H202V191L201 190H199ZM230 191L235 195V193L237 194V196L235 195H232L231 193H230ZM234 191V192H233ZM243 191V192H242ZM97 192V193H96ZM174 192V193H173ZM190 192H191V194H193L194 193V195H191L190 194ZM204 192V191H203ZM242 192V193H241ZM247 192V193H246ZM0 193V194H1ZM98 193H99V196H98ZM111 193V194H110ZM137 194V195H135V194ZM139 193V192H138ZM154 193H155V195H154ZM190 195H189V194ZM198 193V192H197ZM4 193H2V195H3ZM6 195V196H9V195ZM114 194V195H113ZM148 194H150V192H148ZM211 194V195H212ZM214 194H215V196L216 197H214ZM247 194H249V195H247ZM113 195V196H112ZM160 195L161 196H163V197H161L160 198ZM209 195H210V193H209ZM208 196V198H207V196H206V198L208 199V200H212V196ZM242 195H243V197H242ZM252 195V196H251ZM254 195V196H253ZM5 196V195H4ZM171 196H172V198H171ZM193 196H194V198H193ZM197 196H199V197H197ZM246 196H248V198H249V200L247 199V197ZM250 196V197H249ZM11 197H10V199H11ZM106 197V198H105ZM148 197H150V196H148ZM171 199H170V198ZM175 197V198H174ZM177 197H179V199L177 198ZM180 197H182V199L180 198ZM196 199V201H197V205H196V203H194V201H193V199ZM195 197H197V198H195ZM203 197H205V196H202V198ZM210 197H211V199H210ZM235 197V198H234ZM238 197V198H237ZM244 197H246L245 198V200H244ZM262 197V198H261ZM6 199H8L7 197H5ZM129 198H131L132 200H130ZM138 198H139V200H138ZM159 198V199H158ZM164 198H166V199H170V200H175L174 202L173 201H171V204H170V201L169 200H164ZM192 199L191 201H190V199ZM202 198H200V200H202ZM205 198V199H206ZM234 198V199H233ZM243 198V199H242ZM261 198V199H260ZM9 199V200H10ZM246 199H247V201H246ZM253 199H254V202H253ZM260 199V200H259ZM158 200V201H157ZM163 200V201H162ZM177 200V201H176ZM181 200V201H180ZM189 201L188 203H187V201ZM240 200V201H239ZM258 202H256V201ZM155 201V202H154ZM162 201V202H161ZM167 201V202H166ZM180 201V202H179ZM185 201H186V203H185ZM193 201V203H191ZM224 203V205H221L222 204V202ZM228 201V202H227ZM242 201V202H241ZM4 202V204H6L7 202L6 201H3ZM143 202V203H142ZM179 202V203H178ZM199 202V203H198ZM201 202V203H200ZM219 202V203H218ZM157 205V203L159 204V205H157L158 206V208H157V206L155 205V204ZM165 203V204H164ZM167 203V204H166ZM234 203V204H233ZM249 203V204H248ZM252 203V204H251ZM3 204V203H2ZM9 204V206H12V205H10ZM148 204H150V207H149V205ZM182 204V205H181ZM189 204V205H188ZM192 204V208L194 207L193 205H196V207L198 206V209H199V211H197L198 212V215H197V213H196V211H194V210H197L195 207V209H193L192 211H190L191 209H190V207H188V206H190ZM198 204H200V206L198 205ZM202 204H203V206H202ZM251 204V205H250ZM18 205V206H17ZM151 205H155V207L154 206H152L151 207ZM162 205H164V207L162 206ZM168 205V206H167ZM173 205V206H172ZM187 205V206H186ZM204 205L206 206V208L204 207ZM219 205V206H218ZM228 205V206H227ZM233 205H236L235 207L233 206ZM254 205V206H253ZM8 206V207H9ZM160 206V207H159ZM179 206V207H178ZM208 206V207H207ZM246 206V207H245ZM248 206V207H247ZM252 208H251V207ZM2 207H3V205H2ZM1 207V208H2ZM7 207V206H6ZM15 207V206H14ZM161 207H162V209H161ZM189 209H188V208ZM4 208V207H3ZM149 208V209H148ZM157 208V209H159V210H155V209ZM163 208H165V209H163ZM167 208H171V209H167ZM175 208L178 210V211H176L175 210ZM188 210H187V209ZM203 209V211L205 210V212H206V214H204V213H201V214H203V219H200V220H198V217H201L202 215L201 214H199V212ZM235 208H236V210H235ZM243 208H244V211H243ZM5 209V208H4ZM3 209V210H4ZM7 209V208H6ZM5 209V210H6ZM11 209V208H10ZM13 210H11V212H14V210L16 209V208H12ZM151 209H153V210H151ZM213 209H214V212H213ZM0 210H2V209H0ZM2 210V211H3ZM156 212H155V211ZM165 210H167V211H165ZM185 212H184V211ZM218 210V211H217ZM238 210V211H237ZM241 210V211H240ZM254 212H253V211ZM1 211V212H2ZM19 211V212H20ZM161 211V212H160ZM195 212V215H194V212ZM202 211V212H203ZM237 211V212H236ZM4 212V211H3ZM7 212V211H6ZM10 211H8V213H9ZM95 212H97L99 215H97V213H95ZM155 212V213H154ZM159 212V213H158ZM188 212V213H187ZM193 212V213H192ZM219 212V214H217ZM151 213V214H150ZM161 213V214H160ZM173 213V214H172ZM183 213V214H182ZM216 213V214H215ZM251 213V214H250ZM6 215H7V213H5ZM5 214H4V217L6 218V216H5ZM11 214V213H10ZM17 215L16 216H18V218H19V215L20 216H22V213L21 214H19V213H16ZM170 214H171V216H173V215H176L177 217H175V218H178V221H177V219H174V216L173 217H171L170 216ZM181 214V215H180ZM236 214V215H235ZM246 214V215H245ZM186 215H188V216H186ZM204 215H207L208 217L209 216H211V217H207V216H205L206 218V220H208V222L207 221H205V219H204ZM213 215V216H212ZM218 215V216H217ZM244 215V216H243ZM250 215V216H249ZM8 217H9V215H7ZM14 216V215H13ZM24 216H22V217H24ZM191 216V217H190ZM193 216V217H192ZM249 216V217H248ZM7 217V218H8ZM15 217V216H14ZM21 217V218H22ZM161 217V218H160ZM171 217V218H170ZM186 217V218H185ZM218 217H220V218H218ZM251 217V218H250ZM13 218V217H12ZM16 218V217H15ZM173 218V219H172ZM180 218V219H179ZM191 218V219H190ZM235 218V219H234ZM249 218V219H248ZM9 219V218H8ZM196 219V220H195ZM19 220L20 219H18L16 222L17 223H19V224H21V227L23 226V224H25V220H24V218H22V220L21 221H23L22 223L21 222H19ZM160 220V221H159ZM181 221V223H177V222H180ZM188 220H189V222H188ZM204 222H203V221ZM225 220V221H224ZM232 220H233V223H231L232 222ZM12 221V220H11ZM14 221V220H13ZM12 221V222H13ZM184 221V222H183ZM185 221H186V223H185ZM191 221V222H190ZM195 221V222H194ZM215 221V222H214ZM217 221H219V222H217ZM254 221V222H253ZM256 221V222H255ZM159 222H161L160 224H159ZM175 222V223H174ZM200 222V223H199ZM218 224H217V223ZM229 222V223H228ZM259 222V223H258ZM14 223V222H13ZM17 223H16V226H17ZM185 223V224H184ZM198 223V224H197ZM202 223H204V224H202ZM239 223V224H238ZM247 224V226H245V225H243V224ZM248 223H249V225H248ZM12 224V223H11ZM15 224V223H14ZM18 224V225H19ZM161 224H162V226H161ZM175 224V225H174ZM180 226H179V225ZM182 224V225H181ZM198 226H197V225ZM212 224H213V227H212ZM223 224V225H222ZM233 224V225H232ZM13 225V224H12ZM153 225V226H152ZM156 225V226H155ZM163 225H165L166 226V228L168 229V225H172V226H176L175 228H174V230H173V232H175V230L176 231H178L177 233H175V235L176 234H179L180 236H177V238H176V236H173L174 235V233H172L171 234V236H168V238L166 237L165 239H168L169 241L165 244L166 246H164V248H158L157 246H155V245H157V242H156V239H155V242H156V244H152L153 242H154V239H153V236H151L150 234H152V235H154V233H155V235L157 236V237H159V234H158V226H159V231L161 230V231H165L166 232V230H165V228H164V226ZM179 227H178V226ZM196 225V226H195ZM239 225V226H238ZM260 225V226H259ZM20 226V225H19ZM160 226H161V229H160ZM172 226H170V227H172ZM205 226V227H204ZM214 226H216V227H214ZM235 226V227H234ZM245 226V227H244ZM250 226H252V227H250ZM255 226V227H254ZM256 226H257V228H256ZM156 229H155V228ZM198 227H199V229H198ZM231 227V228H230ZM236 229V231H235V229ZM237 227V228H236ZM246 227L248 228V229H250L251 228V230H256L255 232H254V230H253V232H248V229L247 230H245L246 229ZM152 228V229H151ZM221 228V229H220ZM228 229V230H226V229ZM30 229V230H29ZM173 229V228H172ZM178 229V230H177ZM189 229V230H188ZM202 229V230H201ZM219 229V230H218ZM229 229H233L232 230V232H231V230H229ZM237 229H239V230H237ZM106 230V231H105ZM195 230H197V232L195 231ZM209 231V233H208V231ZM218 230V231H217ZM24 231V232H25ZM170 231H172V230H170ZM188 231H190V232H188ZM193 231V232H192ZM230 231V232H229ZM233 231H235V232H237V233H235V234H233V235H235L236 236V239H234V237L235 236H233V238H232V236H228V233H230L229 235H231V233H233ZM245 231V232H244ZM258 231H260V232H258ZM180 232V233H179ZM184 232V233H183ZM200 232V233H199ZM206 232V233H205ZM224 232V233H223ZM246 233V234H244V233ZM247 232H248V234L250 233V236H248V237H250L249 239H248V237H247ZM160 233V235H162V233L161 232H159ZM188 233V234H187ZM220 233V234H219ZM245 235V237L247 238L246 240H250L249 241V243H248V241H246L244 238V235ZM254 234V237H256V238H253V235L252 234ZM261 233H262V235H261ZM148 234V235H147ZM193 234V235H192ZM210 234H212V235H209ZM215 236H214V235ZM255 234H257V235H255ZM260 234V235H259ZM22 235V234H21ZM144 235V236H143ZM145 235H147V237H145ZM155 235H154V237H155ZM195 235V236H194ZM205 235V236H204ZM225 235V236H224ZM242 235V236H241ZM23 236H24V233H23ZM22 236V237H23ZM63 236V237H62ZM106 236H108V237H106ZM110 236H112V238L110 237ZM150 236V237H149ZM182 236V237H181ZM186 236V237H185ZM198 236V237H197ZM227 236V237H226ZM257 236H258V238H257ZM261 236V237H260ZM61 237V238H60ZM70 237H72V239H70ZM74 237V238H73ZM145 237L146 238V240L148 241V243H146V240H144L145 241V244L143 243L144 241L142 240L143 238ZM169 237H171V238H169ZM173 237V238H172ZM193 238V239H190V238ZM194 237H195V239H194ZM222 237H226L227 239H221ZM229 237H231V238H229ZM242 237H243V240L244 241H242L241 242V240H242ZM21 238V237H20ZM144 238V239H145ZM152 238V239H151ZM156 238V237H155ZM181 238V239H180ZM185 238H186V240H185ZM199 238V239H198ZM201 238V239H200ZM217 238H219V239H221L222 240V242H223V244L225 243V242H227L228 240H230V241H228L229 243H225L226 244V247H225V249L222 247V244H219L218 242V240L219 239H217ZM241 238V239H240ZM252 238V239H251ZM22 239V238H21ZM54 239V240H53ZM58 239V240H57ZM190 239V240H189ZM198 239V240H197ZM210 239H211V241H210ZM23 240V239H22ZM26 239H24L23 240V243H24V245L25 246H27V245H29L26 241H25ZM40 240V241H39ZM114 240V241H113ZM172 240V241H171ZM173 240H174V242H173ZM191 241V245H188V249L187 250H189V252L190 253H188L187 252V254H182V253H179V251L180 250H178L177 252L179 253V254H181V255H179L178 253H177V255H179L180 257H178L177 258V260H176V253H174L172 250H171V248H170V250H169V245H173L172 247L174 248L175 246H176V248L177 249H181L180 247H177V246H183L184 244L186 245V243L187 242H189V241ZM192 240H194V241H192ZM207 240V241H206ZM233 240V241H232ZM234 240H236V241H234ZM255 240V242H254V244L252 243L253 241ZM27 243V244H25V242ZM53 241H57V244H56V242H54L53 243ZM78 241V242H77ZM138 241H142V245H141V243L139 242L138 243ZM151 241V242H150ZM177 241V242H176ZM183 242V243H181V242ZM197 241V242H196ZM225 241V242H224ZM261 241H262V243H261ZM76 242V243H75ZM136 242V243H135ZM154 242V243H155ZM172 242V243H171ZM194 243V245H193V243ZM221 242V243H222ZM231 242V243H230ZM244 242H246L245 244L247 245V247H243V246H246V245H244L243 244V246H242V243H244ZM51 243H53V244H56V245H53V244H51ZM65 243H66V245H65ZM150 243V244H149ZM51 244V245H50ZM139 244V248L137 247V245ZM175 244V245H174ZM181 244V245H180ZM188 244V243H187ZM224 244V245H225ZM251 244H253L254 246H252ZM134 245H136V247L134 246ZM144 245V246H143ZM147 245V246H146ZM152 245H154L153 247H154V250L153 249H151L150 248V246ZM215 245V246H214ZM221 245V246H220ZM230 247H229V246ZM233 245V246H232ZM262 245V246H261ZM29 246H31V244L29 245ZM32 246H34V244L32 245ZM35 246H34V248L32 249L31 247H29L30 248V250H31V252L32 251H34L35 249H38L37 247L35 248ZM148 248L149 247V249H145L146 247ZM151 246V247H152ZM198 246V247H197ZM205 246H207V248H209L208 249V252H207V248L206 249H204L205 248ZM228 246V247H227ZM28 247V246H27ZM84 247V246H83ZM115 247V249H113ZM135 247V248H134ZM145 247V248H144ZM152 247V248H153ZM184 247V246H183ZM182 247V248H183ZM196 247V248H195ZM217 247H218V249H220V250H218V251H216L217 250ZM232 247H233V249L234 250H232ZM237 247V248H236ZM43 248V247H42ZM41 248V249H42ZM133 248V249H132ZM137 248V249H136ZM142 248H144L143 250H142ZM176 248H174V249H176ZM212 248V249H211ZM223 248V249H222ZM241 248H243L242 250H241ZM249 248V249H248ZM133 250V251H131V250ZM163 249V250H162ZM165 249V250H164ZM168 249V250H167ZM173 249V250H174ZM186 249V248H185ZM204 249V250H203ZM214 249V250H213ZM228 249V250H227ZM229 249H230V251H231V253H229L228 251H229ZM237 249V250H236ZM253 249V250H252ZM39 250V249H38ZM37 250V251H38ZM128 250V251H127ZM142 250V251H141ZM150 250H153V251H151L150 252ZM157 250V251H156ZM227 250V251H226ZM251 250L254 252L253 254H251ZM262 252H261V251ZM37 251H35V252H33V253H37ZM42 251V250H41ZM40 250H39V252H41ZM146 251H148V252H146ZM226 251V252H225ZM236 251V253H234ZM241 251V252H240ZM244 251V252H243ZM260 253H259V252ZM38 252V254L39 255H41V254H43L42 252H41V254ZM129 252V253H128ZM150 252V253H149ZM205 252H207V254L205 253ZM213 252V253H212ZM233 252V253H232ZM238 252V253H237ZM134 253V254H133ZM205 253V254H204ZM110 254V253H109ZM154 254V255H153ZM161 254H162V256H161ZM211 254V255H210ZM213 254V255H212ZM232 254V255H231ZM233 254H234V256H233ZM235 254H238V256L237 257H235L236 255ZM256 254V255H255ZM260 254V255H259ZM39 255H35V256H38V258H40L41 260L40 261H43L44 259H42V257L41 256H43V255H41L40 257H39ZM116 255V254H115ZM134 255H136V258L137 257H139V258H137V260H136V258L134 257ZM169 255H172L171 257H175V259H173L172 260V258L170 259V258H167V257H170ZM218 255V256H217ZM220 255V256H219ZM252 255H253V257H252ZM45 256V255H44ZM114 256V255H113ZM149 256H151V258H149ZM212 256H214V257H212ZM232 256V257H231ZM242 256V257H241ZM46 257V256H45ZM44 257V258H45ZM116 257H118V258H116ZM153 257V258H152ZM219 259V261H217L218 259ZM234 257L235 258H237V259H234ZM255 257V258H254ZM260 257V258H259ZM36 258V257H35ZM47 258V257H46ZM120 258V259H119ZM158 258V259H157ZM232 259V260H230V259ZM241 258H242V260H245V262H243L242 260H241ZM252 258H253V260H252ZM257 258V259H256ZM262 258V259H261ZM33 259V257L31 258V260ZM47 259H49V258H47ZM142 261H140V260ZM150 259V260H149ZM178 259L180 260V261H178ZM183 259V260H182ZM216 259V260H215ZM254 259H256V260H254ZM38 260V259H37ZM36 260V264H40V262H39V260L37 261ZM119 260H121V261H119ZM169 260H172V261H169ZM175 260V261H174ZM208 261V262H206V261ZM241 260V261H240ZM259 260V261H258ZM49 261H50V259H49ZM184 261V263H182ZM229 261V262H228ZM247 261V262H246ZM38 262V263H37ZM45 263H47L46 262V259H45V261H44ZM157 262V263H156ZM159 262V263H158ZM241 262H243V263H241ZM35 264V262H34V260L33 261H31L30 262V264ZM49 263V262H48ZM205 263H203V264H205ZM214 263V264H215ZM42 264H43V262H42ZM211 264V263H210Z\"/></svg>",
	"mask_w": 264,
	"mask_h": 264
}]
</instances>
